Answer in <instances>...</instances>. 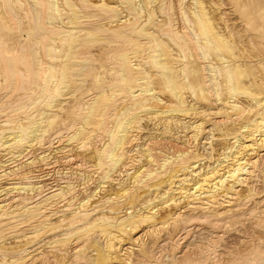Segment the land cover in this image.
Listing matches in <instances>:
<instances>
[{
    "label": "bare ground",
    "instance_id": "1",
    "mask_svg": "<svg viewBox=\"0 0 264 264\" xmlns=\"http://www.w3.org/2000/svg\"><path fill=\"white\" fill-rule=\"evenodd\" d=\"M24 1H27V0H0V4H1V7L4 8L3 11L5 12H0V61L2 65H0V67L2 66V68H0V86L2 85V81L5 83L4 84V88L2 87V89H4V93L7 92L8 94L10 93L11 89H13V84L15 83V81H17L19 84H14L15 89L17 90H13V91H19V87L20 89H23L24 91L28 92L26 89L30 88L31 86V83H33V85L35 83H37L38 85L40 84L41 81H38V80H44V84L42 86V88H40L41 84L39 85L38 88H40L38 90V92H34L35 90L32 89V86H31V89H29L31 92L30 94V91L28 93H25V96L24 97H20L19 95L21 94H17V96H19V98H21V102L19 103H23L24 104V100L25 102L27 103L26 99H34L32 105H40L41 103V107H44V108H49L50 110H52V112H54L56 107H63V106H66L68 105L71 101H69V99L71 98V96H69L68 94H66V92L70 89V92H71V88L74 87L75 89L73 90L74 92L76 90H79V88L81 89L80 85L83 84V83H86L88 80H92L90 78L87 79V75L85 76V72L86 71H93V70H89V68H91L90 66V63H89V57H86L88 55H84V56H78L77 55V48L78 46L82 43V44H89V45H92L90 50H92V47H93V44L94 46H96V43L100 42H104L103 44H105V41H107V38L104 37V35L102 33H106V35L110 34L114 39H117L119 41H121L122 43H124L127 46H131L133 49H130L132 52H130V50H127L128 48H126V50H122L121 52L118 51V53L114 54L113 52H117V50H111L113 51L112 53L114 54V61H116V64H117V67L119 68L118 70L116 69L115 72H113V74H111L110 76V81H108L110 83V85L108 86V89L109 91L110 90H116V88L118 89L121 88V89H118V92H120L119 94H117L118 96H120L121 94L125 93L126 94V97L127 96H131L132 98H128L130 100H125V98L123 99V102H121L122 100H120V103L124 104V101L128 102V101H135V100H139L141 98V100L143 98H148V99H145V103L148 104L150 103L151 104V101L153 102H157L156 104H158V106L161 104V105H164V104H167V102H165L163 99H161L159 97V95H161L160 93H156V90L154 89H139V90H135V82H136V78L137 76H135L136 74L137 75H141L142 76V73L141 74H138V72L136 73L134 68L138 65L139 68H142V67H146V65H149L151 67H155V68H160V70L158 71V75L159 76V84L162 86L164 92H168L172 98H174L176 100V103H173L175 104L171 109H157V107H152L151 105H142V102H140L141 104H139L137 101L136 102H133V103H136V104H133L131 102V104H133L134 106H128V108L126 110H123V112L121 113V115H119L120 117L125 118L124 121H121V130L119 131V135L118 136H115V133L117 132V130H114L115 129V126L114 128L110 125L112 123H110L109 125L111 126V128H113L112 130H108L106 127H108L106 124L109 122L107 121L108 119H105V118H108L109 115H111V117L114 116V114H110L108 113L109 115H107V111H105V115H103L102 118L104 119H97V117H95L97 119V121L101 122L103 120H106L107 123L104 125H101L99 123H97L99 126H95L94 125V129H96V127H105L104 129H101L102 131L104 130V132H107L106 130L109 131V143H105L103 145V147L101 149H98L99 152L98 153V157L97 160H98V164L97 168H99V171L100 172V169H101V172H102V169H104L105 167L107 168L106 172L105 170L100 174H103L101 176V179L102 181L104 180V184L109 182L110 180H112V178H114V180H119V178H115V177H112L113 174L115 172H117V170H119L118 168L121 167V186L120 187H124V182H122V178L123 177H128L130 176V174L132 175L133 174V168L134 166L137 164V162H140L141 163V160L142 158H144V156L146 155H142V153L144 152H141V155H142V158L140 156V158L138 157L139 156V153H137L136 155H138L136 159H133V155L134 153L133 152V149L136 150L135 146H137L136 144H138V142L140 141L139 139H141L140 135L141 133H143L144 131H142L143 129V126L141 127V122H139L138 120L141 119L142 121V116L143 114L142 113H146L147 114H154L155 117H153L152 115H150L151 117H153V119H157L156 117H159V116H164V117H167L168 118V122L167 124L169 123V128H170V125H173V126H178L177 128H182L184 129L183 132L185 133V131H189L188 135H187V138L190 140V141H193V142H197V140L199 138H201V136H206L208 134H211V132L213 133L214 131L213 130H216V129H212V128H215V125H212V128L208 129L205 125L208 124L209 121H212V124H216V125H220V124H224L226 123L225 119H220V120H216L215 123H214V120L217 117H212V115L214 113H211V112H206V110L204 111H201L199 109V107H196L198 106L197 104H192L191 103L189 104L187 102V100L185 99V95L183 94V89L184 87H182V85L184 86H187L189 87V89L191 90L192 93V96L193 97H190L191 98H200L202 95L201 93H204V95L206 94L205 93V87L201 84H199L198 86L194 87V84L192 82V78L194 79L196 74H197V71H195V69L192 70V67L189 69H187L188 67V64L190 63L189 62V59H188V52L190 50V41L192 43H194L195 45V52H197V55H202V59H200L197 55V57L204 61L205 63H207L208 61L211 62L212 60L210 59L211 58V51H214V52H217L219 53V60L222 62L220 64H223L224 66L220 67L219 65H215L217 60L215 61L214 60V64H208L210 66H205L203 65V68H204V75L203 76H206L205 74H212L211 76H214L213 78L209 79V80H206L207 83H205V86H206V91L207 89L209 88L208 86L214 84L217 86V94H216V97H213V99H218V102H214V103H217L219 105H223L224 107H227L231 110H233L234 112L235 111H238V113H240L241 111L240 110H243L241 109L242 106L240 105L241 103H236L235 101H230L231 99H228V101H222V97L224 96V93H220L222 91V84L219 83L218 79L222 80V78L225 80L226 82V85H227V88H228V92L232 95V98L234 99L235 96H238V95H244V96H248L252 98V100L254 101L255 103V106L253 105V107L255 108H251L252 110H247L248 108H244L245 109V112L246 110L247 111H250V113L252 111H255V109H259V112L258 110H256L258 113H257V117L255 119L250 120L252 121L251 124L249 125H246L244 126L243 128H240L242 130V133H240V135L237 137V139L235 140V143L234 144L235 146L232 147V148H225L223 149V151H225L226 153H224L222 151V155L223 158L221 161H218L217 163V158L215 157V161L217 163V165L213 166V167H210V168H206L207 170H199L198 168V162H193L191 163V157L192 155H190V152L189 151H180L182 152L181 155H182V158L181 160L179 159V162L177 163V165H174L176 163H174L175 161H171V157H167L165 158V156H163V154L161 155V157H164L166 160L165 162L161 165V169H159L160 165L158 164H154L155 162L157 163V161H160L157 159L156 155L155 154H151V162H148V161H145V158H144V163H146L148 165V167L146 169H143V171H141V173L145 174L143 176L144 179L146 178V182L144 183H147V187H152L153 188V193L154 191H157L158 190L160 191L161 189L164 190V185H167L169 186L170 188L166 191H164V193H159L158 195H155L153 196L154 198H149V200H146L142 206H136V199H138V197L135 194L134 190L133 189H128L126 188V191H124L123 189V192L122 193H119L121 195H123V199H126V201L123 200V202H126L127 203V206H129L127 208V212H126V215L121 217V218H106V215L105 216H101L100 214V217H97L95 219H93L94 217L97 216V214L101 211V208L103 207V205L105 206V204H101V205H98V206H95L94 208H91L90 205L91 204V198L96 196V193L98 192H94V194L92 195H87L86 197V200L80 202V203H77L78 201V197H75L76 193H75V190L77 189H74L73 186L71 185H66L65 183V186H62L60 184L61 181H60V184L58 183H50V177H47L49 175H45V176H41L40 174H36L37 171H35V173H32L34 171H26L27 173L29 172L30 176H25L22 174L20 177H17L19 176L20 173H23L25 172V170H28V169H31L33 168H37L39 167V165H42L43 166V162H45V160L48 159V157L51 155V152L52 150L51 149H61L60 150H57V151H54L56 154L58 153H67L70 151L71 153V150H65L67 146H69L71 143L67 144L65 148H62V146H64V143L63 142H73V143H79V144H83L82 146L84 147L85 145H89V136L91 135V133H97L96 132H91L90 135H89V131H87V129L89 130L90 128L92 129L93 127L92 126V121H88L89 119L91 120H94V116L99 112L100 109H103V103L105 102L106 98H105V93L104 92H101L99 93L98 95H95L96 96L95 98H93L92 100H90L91 102L87 105L89 107H87L88 109H86L87 111V117H86V122L88 123H91L89 124V128L85 129V127H87V124H85V127H79L77 128V130L73 131V132H67V133H57L58 135H55L54 138L57 139V138H63L64 140H57V141H54L52 142L53 144L55 143L56 145L53 146V144H50L51 145H46V139L48 138H45L47 133H49L50 129L54 126V124L58 121V119H61L60 117L63 118V116L59 115L60 117L57 119L58 117V114L57 113H52L50 114L49 112L47 111H43L41 114H40V118L37 119V121H32L30 122L28 125H26V123L24 124V119L25 116L27 115V113H23L22 116H14V117H10L9 118V115L11 114L12 116V112L6 116V118L4 120H0V151L2 152H6L5 155H8L9 156V149H13V152L14 150H17L18 152L14 153L12 156H9L7 157L6 159L2 158V156H0L2 159V161L0 162V226L2 227V230L0 232L1 236H0V264H28L30 261H39L40 259V256H41V253L44 251L43 248L44 247H47L49 248V246H55L58 245V244H61V243H65V242H68L69 240H72L70 238H72L73 236L76 235H90L91 233L94 235L95 232L97 231H100L104 234V236H106L108 238V241L111 242L109 245V251L110 252H117V250L121 249V253L119 252L120 254V257L122 256V259H124L123 257H125V260H127L129 264V262H131V256L133 253L136 254V252L134 251H139V249H144L146 247H144L145 245H147L146 243V237H150V236H153V237H157V236H161V234H167L169 233L170 229H172L173 225L175 227L180 225V223H182V226H185L187 223H183V222H186L187 219L189 217H191L192 214H196L198 212H201L203 214V216H201L200 218L204 220V222L206 223V221L208 222L207 225H210L209 223H213L215 222V228L219 229V228H222L223 224L222 222L226 221L227 219H230L232 218V223H234V220H233V217H236L238 215V205H240L239 203L241 202V198H245L246 196H241L240 194V191L241 190H237V187L239 186H248V183H249V180L251 178H249L250 175H254L252 169L254 168H257V166H260L259 165V162L260 160L259 159H255V155L258 154L259 155V151L260 150H264V100L262 97H260L259 94H256L252 91H250L248 88H246L243 83H242V77L245 76L246 72L244 70L241 69L242 66H239L235 63H233V60H235V58L233 57L234 56V45L231 44L230 42L226 41L224 39V37L220 34V32L218 31L216 25H217V21L214 20L210 13H209V10H207L206 6L204 5V0H192V4H193V11L192 13L194 14V20L192 19L191 20V16H189L187 14V10L186 11H183L184 9L181 8V7H178L179 10L181 9L182 10V14H183V20H184V25H185V32H182L180 31L176 26V28L174 27V25L171 23L172 22V17L175 15V11H174V4L172 2V0H163V1H166L162 7H161V13H162V16H166L169 18V24L168 25H165L161 28L160 32H161V36L164 37V38H168L174 45L175 47H177L179 49L178 52H180L179 54H181L179 56V58L181 57L182 60H183V63H185L183 66L184 69H182L183 71V82L179 81V75L178 73L176 72V69H175V59L172 57V55H169V54H172L171 52L169 53L168 51V48H166L164 45H167V44H164V42L160 39L161 37H157L158 35H156L153 31L154 27L156 26V20H158L156 17V12H155V9H153L152 5V0H121V2L119 1V3H122L123 5V8L126 9L125 12H127V15H125L120 9L119 7L117 6H112V5H108L106 4L104 1V3L102 2L100 5L97 4V6L94 4L92 6H96L97 8H100L102 10V13L103 14H109V16H107V18L109 17V20L107 22H109L108 24L106 25H109V24H113L114 22H121V25L119 24V27L117 29H113V27L115 26H111V28H108L103 25H97L95 29H92V28H89L88 26L87 27H83L81 24V19L84 18L86 19L85 16H83L82 12L80 11L79 8L81 7H77V5L73 2V0H63L64 3L62 2H59L60 0H29L25 3H27V6L28 4H31L30 2H32L33 4L31 5L30 9L25 8V5H24ZM82 3L86 4V5H89V0H81ZM80 1V2H81ZM161 1V0H160ZM208 1V0H207ZM214 1V0H213ZM225 1V0H224ZM233 1L234 0H231L230 2L233 4ZM237 1V0H236ZM221 1L219 0V3ZM239 2V1H238ZM17 6V8L19 7L20 9H18L17 12H14V9L13 10V7L12 5L14 6V4ZM64 4V6L66 5V7H68V12L67 13V17L71 16L67 22H65V20L63 19V12H64V9L66 10V8L64 7V9H62V7H60V4ZM116 3V2H115ZM118 3V2H117ZM138 3V4H137ZM154 3V1H153ZM160 3V2H158ZM181 4L182 1L180 2ZM208 3V2H207ZM213 3V2H212ZM218 3V2H216ZM12 4V5H11ZM61 4V5H62ZM162 4V3H161ZM211 4V3H210ZM222 4V3H221ZM244 4H245V9L243 10V18L246 20L247 22V29L250 31L251 33V36L254 37L255 39H257V41H259L260 43H264V0H260V3H257L256 0H244ZM157 5V4H156ZM155 5V6H156ZM176 5V4H175ZM214 5L216 6V4L214 3ZM230 5V4H228ZM227 5V6H228ZM218 6V5H217ZM220 6V4H219ZM226 6V5H225ZM15 7V6H14ZM158 7V6H157ZM160 7V6H159ZM184 7V4L183 6ZM236 8L234 10H242L241 9V4L237 3V6H235ZM83 8V7H82ZM156 8V7H154ZM218 8V7H217ZM220 8V7H219ZM218 8V9H219ZM224 8V6H223ZM1 9V8H0ZM21 9L22 11L24 12H21ZM216 10V11H219V10ZM221 9V8H220ZM2 10V9H1ZM19 10L20 12L23 14V15H26V17H29V20L32 18L33 21L35 22H38V23H42L41 25H44V32L43 34L45 35L47 40H51V39H48L50 37L48 36H52L54 40H51L52 43H46V40H45V44H48L47 46L45 47H42L43 49V54L45 55V60H42L39 56V51L37 52L35 49L36 47H38V45L34 47L31 46L27 49L23 48V47H20L19 49H17L16 51L13 52V54L11 55H8L6 53V49L4 50V48H8V45H7V42L5 40V37H6V34L8 32H10V29H11V25L13 27V25H15L13 28H12V33L15 31L14 28L16 27V31H17V26L19 25V27L21 25H25V23L23 21L20 20L21 17H23V19H26L24 18V16H21L19 18L20 15H18L17 13H19ZM86 10H88V7L86 8ZM98 10V9H96ZM103 10L106 12H103ZM178 10V9H177ZM231 10V9H230ZM239 10V11H240ZM16 11V10H15ZM189 11V10H188ZM66 12V11H65ZM180 12V11H179ZM233 12V11H232ZM237 11H234L233 13H235ZM190 13V12H189ZM223 13V11H222ZM225 11L223 13V15L225 16ZM229 13V11L227 12ZM238 13V12H237ZM69 14V15H68ZM143 14L146 15L147 19L142 22L143 24L142 25H139V22L140 20L143 21ZM180 14V13H179ZM219 14V13H218ZM221 14V13H220ZM192 15V14H191ZM223 15L219 16V17H223ZM229 14H227L226 17H228ZM231 15H233L231 13ZM31 16V17H30ZM33 16V17H32ZM88 16V15H86ZM92 16V15H91ZM95 16V14H94ZM98 16H102V15H98ZM104 16V15H103ZM161 16V15H160ZM176 16V15H175ZM97 17V16H96ZM181 17V16H180ZM232 17V16H231ZM231 17H228L229 19ZM241 17V16H240ZM90 18V16H89ZM161 18V17H160ZM239 18V16H238ZM35 19V20H34ZM88 19V18H87ZM96 18H93V20H95ZM167 19V18H166ZM177 19V18H176ZM221 19V18H220ZM223 19V18H222ZM222 19L220 21H222ZM28 21V19H26ZM89 20H92V19H89ZM97 20V19H96ZM97 21H100L101 18ZM174 20V18H173ZM215 23H214V21ZM232 20V19H231ZM25 21V20H24ZM31 21V20H30ZM88 21V20H87ZM85 20H83V22H87ZM165 21V20H164ZM168 21V20H166ZM165 21V22H166ZM176 21V20H175ZM229 21V20H227ZM236 21V20H234ZM23 24H20L22 23ZM26 22V21H25ZM91 22V21H90ZM89 22V23H90ZM105 22V23H107ZM183 21H181L182 23ZM224 22V20H223ZM239 22V21H238ZM32 23V22H31ZM94 23V22H93ZM98 23V22H97ZM101 23V24H102ZM219 23V22H218ZM227 23V22H225ZM229 23V22H228ZM227 23V24H228ZM234 23V22H233ZM37 23H34L33 27L36 25ZM87 24V23H85ZM175 24H177L175 22ZM183 24V23H182ZM29 25V24H27ZM39 26V24H37ZM93 25V24H92ZM181 25V24H180ZM183 25V26H184ZM244 25V23H243ZM37 26V27H38ZM91 26V25H90ZM95 26V25H93ZM234 26V25H232ZM231 26V27H232ZM40 27V26H39ZM92 27V26H91ZM221 28V26H219ZM218 27V28H219ZM236 27V26H235ZM241 27V26H239ZM116 28V26H115ZM246 28V27H245ZM20 29V28H19ZM18 29V31H19ZM38 29V28H37ZM40 29V28H39ZM38 29V30H39ZM182 29V28H181ZM232 29V28H231ZM234 29V27H233ZM246 30V29H245ZM40 31V30H39ZM221 31V30H220ZM20 32V31H19ZM222 32V31H221ZM246 32V31H245ZM29 33V32H28ZM37 33V32H36ZM39 33V32H38ZM32 34V33H31ZM40 34L42 35V31L40 32ZM84 35L82 37V35ZM249 34V33H248ZM43 35V36H44ZM232 35V34H231ZM36 37H39L38 34L35 35ZM41 36V37H43ZM234 36V35H232ZM240 36V35H239ZM48 37V38H47ZM108 37V36H106ZM144 38L146 40V42L144 41L142 44H141V41H138V40H142L140 38ZM227 37V35H226ZM225 37V38H226ZM241 37V36H240ZM110 38V37H108ZM232 38V37H231ZM241 39V38H240ZM104 40V41H103ZM234 40H239V39H234ZM20 41V40H19ZM61 42L62 44V47L60 50H58V47L56 44H58V42ZM109 41L111 40H108L107 42L109 43ZM143 41V40H142ZM248 41V40H247ZM106 42V43H107ZM113 42V41H112ZM140 42V43H139ZM240 42V41H239ZM242 42V41H241ZM240 42V43H241ZM249 42V41H248ZM23 43V42H22ZM35 43V42H34ZM41 43V42H40ZM97 43V45H98ZM107 43V45H108ZM117 43V42H116ZM247 43V42H246ZM251 43L253 44L254 42L251 41ZM11 44V43H10ZM42 44V43H41ZM100 44V43H99ZM111 44V43H110ZM113 44V43H112ZM236 45V43H234ZM238 44V43H237ZM23 45V44H21ZM241 45V44H240ZM246 45V44H245ZM24 46V45H23ZM68 47V50L64 52V47ZM80 46H83V45H80ZM80 46H79V49H80ZM88 46V45H87ZM102 46V44H101ZM103 46H106V45H103ZM111 46V45H110ZM108 46V47H110ZM115 46V44H114ZM120 46V45H119ZM193 46V45H191ZM239 46V45H238ZM243 46V45H241ZM99 47V46H97ZM113 47V46H111ZM130 47V48H131ZM240 47V46H239ZM11 48H13L11 46ZM35 48V49H34ZM40 48V47H38ZM37 48V49H38ZM88 48V49H89ZM123 48V47H121ZM238 48V47H237ZM244 48V46H243ZM246 48V47H245ZM83 49V48H82ZM95 49V48H94ZM102 49V47H101ZM106 50V48H104ZM111 49V48H110ZM113 49V48H112ZM172 49V48H171ZM258 49V48H257ZM256 49V50H257ZM10 50V48H9ZM262 50V49H261ZM80 51V50H79ZM171 51V50H170ZM240 51V50H239ZM11 52V51H10ZM64 52V53H63ZM81 52V51H80ZM105 52V51H103ZM213 52V53H214ZM245 52H246V49H245ZM60 53V56L63 55V59H61L62 61L59 60V57H58V54ZM62 53V54H61ZM108 53H111V52H108ZM139 53H144L146 55H150L149 57V60H146L144 57L143 59H139V60H135V61H138L139 64L136 63V65L134 64L133 62V59H136V58H139V57H136V55H140L142 57L141 54ZM191 53V52H190ZM243 54V52H241ZM259 53V51H258ZM87 54H90V53H87ZM92 54V53H91ZM245 54V53H244ZM248 54H251V53H248ZM260 54V53H259ZM264 53L261 54V56L263 55ZM105 55L108 56V54L106 53ZM112 54H110L111 56ZM145 55V56H146ZM178 55V54H177ZM192 55V54H191ZM253 55V54H252ZM90 56V55H89ZM94 56V55H93ZM105 56L104 58H109ZM144 56V55H143ZM192 56H195V55H192ZM195 56V57H196ZM238 56H240L238 54ZM244 56V55H243ZM246 56V55H245ZM250 56V55H249ZM148 57L146 56V58L148 59ZM236 57V56H235ZM248 57V56H247ZM264 57V56H262ZM93 58V57H92ZM180 58V59H181ZM192 58V57H191ZM198 58L196 60H198ZM241 58V57H240ZM113 60V58L110 57V60ZM145 59V60H144ZM178 59V57H177ZM211 61H210V60ZM237 59H239V57H237ZM236 59V60H237ZM243 59V57L241 58ZM56 60H59L60 63L62 64V68H60V66H58V69H59V77H60V83L59 85L57 86V88L55 90H50L49 86L53 83L54 85V81L56 78H54V73L53 71H55V66L53 65L55 63ZM195 60V59H194ZM193 60V61H194ZM235 60V61H236ZM93 61V60H92ZM105 61V60H104ZM178 61V60H177ZM248 61V60H247ZM254 61H256V59H254ZM253 61V62H254ZM260 61V60H259ZM262 61V60H261ZM96 62V61H95ZM105 62H110V61H105ZM113 62V61H112ZM195 62V61H194ZM199 62V61H198ZM201 62V61H200ZM203 62V63H204ZM251 62V61H250ZM94 63V62H93ZM177 63V62H176ZM196 63V62H195ZM218 63V62H217ZM238 63V62H237ZM246 63V62H245ZM109 64V63H108ZM107 64V65H108ZM110 64H113L114 63H110ZM197 64V63H196ZM253 64V63H251ZM94 65V64H93ZM106 65V63H105ZM180 63H178V65L176 66H179ZM192 65V63H191ZM215 65V66H214ZM246 65V64H245ZM248 65V64H247ZM134 66V68H133ZM190 66V65H189ZM195 66V65H194ZM202 66V65H200ZM199 66V67H200ZM205 66V67H204ZM256 66V65H255ZM110 67V66H108ZM112 67V66H111ZM144 67V68H145ZM148 67V66H147ZM210 68L209 70V73L207 72V68ZM95 68V67H94ZM256 68V67H255ZM262 68V67H261ZM148 69V68H147ZM152 69V68H150ZM247 69V68H246ZM146 70V69H145ZM157 70V69H156ZM178 71L180 70V68L177 69ZM252 70V69H251ZM58 71V70H57ZM105 71V70H104ZM140 71V70H139ZM148 71V70H147ZM145 71V73L147 72ZM88 72V73H89ZM103 72V71H102ZM149 73V72H148ZM148 73H146L147 75H149ZM153 73V72H152ZM259 73V72H258ZM58 74V72H57ZM56 74V75H57ZM107 74V73H106ZM253 75V74H252ZM260 75V74H259ZM56 76V77H58ZM209 76V75H208ZM255 76V74L253 75ZM151 77V75H150ZM156 77V76H155ZM181 77V76H180ZM27 78L30 80V84L29 87L27 85V87H25V85L27 83H24L26 82L25 80H27ZM149 78V77H148ZM147 78V79H148ZM152 78V77H151ZM254 78V77H253ZM87 79V81H86ZM95 80H97V78H94ZM93 79V80H94ZM208 79V77L206 78ZM262 79V78H260ZM57 80V79H56ZM146 80V79H145ZM39 83H38V82ZM86 81V82H85ZM90 81H88L90 83ZM150 81V80H149ZM256 81V80H254ZM258 81V80H257ZM28 82V80H27ZM28 82V83H29ZM56 82V81H55ZM87 82V83H88ZM107 82V81H106ZM142 82V80H141ZM145 82V81H144ZM148 82V81H147ZM156 82V81H155ZM260 82V81H259ZM25 85H24V84ZM86 83V84H87ZM100 83V82H99ZM138 83V82H137ZM157 83V82H156ZM23 84V85H22ZM94 84V83H93ZM150 84H153L151 85L152 87L154 86V83L153 81L151 80L150 81ZM264 84V83H263ZM261 84V85H263ZM56 85V83H55ZM24 86V87H22ZM37 85H34V88L36 87ZM250 86V85H249ZM11 87V89H10ZM54 87V86H53ZM84 87V86H83ZM82 87V88H83ZM87 86H85V89H86ZM89 87V86H88ZM99 87H102V86H99ZM157 87V86H156ZM208 87V88H207ZM25 88V89H24ZM36 87V89H38ZM96 88V87H95ZM155 88V87H154ZM258 88V87H257ZM264 88V87H263ZM1 89V90H2ZM104 89V88H103ZM259 89V88H258ZM0 90V91H1ZM89 90V89H88ZM12 91V92H13ZM21 91V90H20ZM40 91V92H39ZM91 91V90H89ZM101 91H104V90H101ZM159 91H161L159 89ZM157 91V92H159ZM209 91V89H208ZM264 91V90H263ZM77 92V93H76ZM75 93L76 94H79V95H82V93H80L79 91H76ZM108 92V91H107ZM111 92V91H110ZM211 93V91H209ZM262 92V91H261ZM3 93V92H2ZM1 93V94H2ZM3 93V94H4ZM15 93V92H14ZM20 93V92H19ZM33 93V94H32ZM73 93V92H71ZM73 93V94H75ZM84 93V92H83ZM92 93V92H91ZM90 93V94H91ZM114 93V92H113ZM208 93V92H207ZM2 94V95H3ZM6 94V93H5ZM4 94V95H5ZM8 94L6 96H8ZM16 94V93H15ZM27 94V95H26ZM75 94V95H76ZM89 94V92H88ZM89 94V95H90ZM163 94V93H162ZM201 95L198 97V95ZM212 94H215V92L211 93ZM220 94H223V96H221ZM14 95V94H13ZM65 95H68L66 97L68 98H64ZM72 95V94H71ZM73 95V96H75ZM79 95H77L79 97ZM115 95V97L117 96ZM203 95V96H204ZM1 96V95H0ZM9 96H11L9 94ZM8 96V98H9ZM22 96V95H21ZM92 96V97H94ZM169 96V95H167ZM187 96V95H186ZM189 96V94H188ZM191 96V95H190ZM202 96V97H203ZM207 99L209 98H212L210 95H205V97H207ZM210 96V97H209ZM226 96V95H225ZM4 97V96H3ZM2 97V98H3ZM16 97V96H15ZM15 97L13 99H15ZM76 97V96H75ZM77 97V98H78ZM84 97V96H82ZM91 97V96H90ZM17 98V97H16ZM121 98V97H120ZM167 98H170V97H167ZM226 98V97H225ZM229 98V97H227ZM72 99V98H71ZM73 99H75L73 97ZM85 99V98H84ZM118 98L116 97L115 100L113 102H115ZM189 99V98H188ZM202 99V98H201ZM6 97L4 99V102H5ZM10 100V99H9ZM16 100V99H15ZM19 100V99H17ZM68 100V102L66 101ZM110 100H113L110 99ZM144 100V99H143ZM195 100V99H194ZM197 100V99H196ZM195 100V101H196ZM205 99L203 98V100L201 101H204ZM225 100V99H223ZM227 100V99H226ZM249 100V99H248ZM251 100V101H252ZM64 101H66L67 103H65ZM74 101V100H73ZM206 101V100H205ZM1 103L3 102L0 101ZM14 102V101H13ZM12 102V103H13ZM75 102V101H74ZM84 102V100H83ZM87 102H88V99H87ZM111 103V108H112V104L114 103ZM118 103V101H116ZM207 102V101H206ZM238 102V101H237ZM18 103V102H16ZM25 103V105H26ZM141 106L140 109H138L139 111H137V106L138 104ZM171 103V105H172ZM201 103V102H200ZM11 104V103H10ZM30 104V103H29ZM66 104V105H65ZM119 104V103H118ZM153 106H154V103H152ZM169 104V103H168ZM207 104V103H206ZM216 104V107H218ZM5 106V107H0L1 109V112H2V108H5V112H7V110L9 109V107L7 108L5 104H1L0 106ZM13 105V104H12ZM17 105V104H15ZM72 105V103H71ZM81 105V104H80ZM106 105L110 106L109 104H104V106L106 107ZM117 105V104H116ZM115 105V106H116ZM160 105V107H162ZM201 105V104H200ZM8 106V105H7ZM11 106V105H9ZM21 107V104L19 105ZM35 106H33V108H35ZM39 106V107H40ZM83 106V105H82ZM80 106V107H82ZM114 106V105H113ZM168 106V105H166ZM249 106V105H248ZM247 106V107H248ZM27 107V106H25ZM37 107V106H36ZM77 107V106H76ZM75 107V109H76ZM79 107V106H78ZM103 107V108H102ZM136 109H135V108ZM201 107V106H200ZM215 107V106H214ZM251 107V106H249ZM7 108V110H6ZM24 108V105L23 107ZM21 108V109H22ZM30 110L33 109L32 107H30ZM47 108V109H48ZM64 108V107H63ZM83 108V107H82ZM111 108H107V109H111ZM156 108V109H155ZM206 108V107H205ZM221 109H223L222 111L225 112L224 108L220 107ZM12 109V107H11ZM8 110V111H11ZM16 109V108H15ZM28 109V108H26ZM25 109V110H26ZM61 109V108H60ZM80 109V108H79ZM85 109V108H84ZM106 109V108H104ZM254 109V110H253ZM14 110V108L12 109ZM20 110V109H19ZM24 110V111H25ZM46 110V109H45ZM81 111L83 109H80ZM113 110V109H111ZM137 111V112H134ZM215 110V109H214ZM217 110V109H216ZM227 110V109H226ZM4 111V109H3ZM58 111V110H57ZM61 112H63L62 110H60ZM79 111V110H78ZM117 111V110H116ZM230 111V110H229ZM15 112V111H13ZM22 112V111H21ZM35 112V110H34ZM32 112V113H34ZM37 112V111H36ZM39 112V111H38ZM66 112H69V111H66ZM84 112V111H83ZM110 112V111H109ZM114 112V111H113ZM227 112V111H226ZM226 112H225V115H226ZM244 112V111H242ZM8 113V112H7ZM17 113H18V110H17ZM20 113V112H19ZM31 113V114H32ZM82 113V112H81ZM85 113V112H84ZM101 113V112H99ZM102 113V114H104ZM218 113V114H217ZM216 114L219 115L220 113L217 112ZM229 113V112H227ZM231 113V112H230ZM229 113V115H230ZM236 114H231V115H240V114H237V112H235ZM247 113V112H246ZM246 113H242L243 114H246ZM256 113V112H255ZM3 114V113H2ZM16 114V113H15ZM30 114V113H29ZM60 114V113H59ZM68 114V113H67ZM65 114V116L67 115ZM70 114H72L70 112ZM69 114V115H70ZM78 114V113H77ZM142 114V115H141ZM1 115V114H0ZM79 115V114H78ZM145 115V114H144ZM228 115V114H227ZM230 115V116H231ZM249 115V114H248ZM252 115V114H251ZM5 116V115H3ZM34 116H38V114L34 115ZM33 116V118H34ZM71 116V115H70ZM97 116V115H96ZM149 116V115H148ZM149 116V117H150ZM244 116V115H243ZM250 116V115H249ZM248 116V117H249ZM2 117V116H1ZM27 118L29 117L28 115L26 116ZM31 117V116H30ZM29 117V118H30ZM80 118V116H77ZM76 119H79L77 118ZM85 118V115L83 116ZM101 117V115H100ZM115 117V116H114ZM118 117V116H117ZM116 117V118H117ZM118 118V121H120L121 118ZM149 117H146V119ZM178 117V118H176ZM203 121H201L202 119ZM232 117V116H231ZM237 117V116H236ZM242 118V116H239ZM245 117V116H244ZM251 117V116H250ZM11 118H14L13 120ZM22 118V119H21ZM29 118H28V121H29ZM66 118V117H65ZM110 118V117H109ZM160 119H157V123L158 121L164 122V126H162L163 128L166 127L165 125V121H163L162 119L164 118H161L159 117ZM166 118V119H167ZM220 118V117H219ZM229 118V117H227ZM238 118V117H237ZM240 118V119H241ZM1 119V118H0ZM3 119V118H2ZM31 119V118H30ZM35 119V118H34ZM70 119V118H69ZM81 119H83L81 117ZM147 119V120H148ZM165 119V120H166ZM201 119V120H200ZM233 120V123L235 124L236 122H234V120H236V118H232ZM239 119V118H238ZM237 119V120H238ZM239 119V120H240ZM247 119V117L245 118ZM27 120V119H25ZM63 120V119H62ZM61 120V121H62ZM72 120V119H71ZM85 120V119H84ZM110 120V119H109ZM112 120V119H111ZM145 120V119H143ZM152 120V119H150ZM148 120V121H150ZM227 120H230V119H227ZM238 120V121H239ZM31 121V120H30ZM81 121V120H80ZM83 121V120H82ZM154 121V120H153ZM230 121V122H232ZM237 121V122H238ZM245 120H242L241 122H243ZM23 122V123H22ZM60 122V120H59ZM77 123L78 121H73V123ZM95 122V121H94ZM104 122V121H103ZM140 123V125L138 124L137 127H141L142 129L141 130H135L134 127L137 123ZM228 122V121H227ZM28 123V122H27ZM65 123V122H64ZM147 123V122H146ZM150 125H151V121L149 122ZM156 124V122H153ZM207 123V124H205ZM232 123V124H233ZM57 124V123H56ZM67 124V123H65ZM79 124H81V122H79ZM78 124V126H79ZM96 124V122L94 123ZM144 124V123H143ZM158 124H161V123H158ZM233 124V126H234ZM238 124V123H237ZM72 125V124H70ZM84 125V124H83ZM117 125V124H116ZM149 125V126H150ZM157 125V124H156ZM211 125V124H210ZM223 125V126H224ZM230 125V124H228ZM6 126H9V127H6ZM149 126H145L146 127H149ZM152 126V125H151ZM172 126V127H173ZM221 127L220 129H218L219 131H222L224 127ZM62 127V126H61ZM72 127V126H71ZM70 127V128H71ZM154 127V125H153ZM151 127V128H153ZM155 127H158L159 126H155ZM211 127V126H210ZM69 128V127H68ZM70 128L68 131H70ZM150 128V129H151ZM161 128V126H160ZM175 127H173V129H177ZM218 128V127H216ZM230 128V127H229ZM234 127H232L233 129ZM75 129V128H74ZM171 128V130L174 132ZM231 129V128H230ZM144 130V129H143ZM149 130V129H148ZM158 130V129H157ZM164 131H161V132H158L156 134H159V135H162L161 133L165 132V128L162 129ZM167 130V128H166ZM169 130V129H168ZM177 130H180V131H176V132H181V129H177ZM216 130V131H218ZM234 130V129H233ZM232 130V131H233ZM239 130V129H238ZM55 131V130H54ZM170 131V130H169ZM167 131V132H169ZM171 131V132H172ZM215 131V132H216ZM225 131V130H223ZM57 132V131H56ZM99 132V130H98ZM101 132V131H100ZM99 132V133H100ZM148 132V131H147ZM234 132H238V131H234ZM54 132H52V135H53ZM153 133V132H151ZM166 133V132H165ZM164 133V134H165ZM175 133V132H174ZM217 133V132H216ZM215 133V134H216ZM221 133V132H220ZM226 133V132H225ZM232 133V132H231ZM62 134H65V135H62ZM102 134V133H101ZM100 134V135H101ZM106 134V133H105ZM163 134V135H164ZM169 134V133H168ZM172 134V133H170ZM94 135V134H93ZM103 135V134H102ZM149 135V134H147ZM153 135V134H152ZM174 135V134H173ZM176 135V134H175ZM180 135V134H178ZM226 135V134H225ZM140 136V137H139ZM143 136V135H142ZM157 136V135H156ZM155 136V137H156ZM167 136V134H166ZM184 136V134H183ZM185 136H186V133H185ZM212 136V135H211ZM214 136V135H213ZM218 136V135H217ZM234 137V134L232 135ZM104 137V136H103ZM139 137V138H138ZM148 137V136H147ZM152 137V136H151ZM147 139V140H150V138ZM159 137V136H158ZM157 137V138H158ZM161 137V136H160ZM165 137V136H163ZM162 137V138H163ZM173 137V136H171ZM177 137V136H176ZM180 137V136H179ZM182 137V136H181ZM207 137V136H206ZM45 138V140H44ZM53 138V140H54ZM97 138V137H96ZM208 138V137H207ZM216 138V137H215ZM221 138H224V137H221ZM168 139V138H167ZM228 139V138H227ZM43 140L45 141L43 145ZM99 140V139H98ZM139 140V141H138ZM146 140V139H145ZM152 140V139H151ZM157 140H160L159 138ZM169 140V139H168ZM205 140V139H204ZM212 140V139H211ZM214 140V139H213ZM212 140V141H213ZM224 139H222L223 141ZM166 141V140H165ZM170 141V140H169ZM172 141L174 142V140L172 139ZM177 141V140H175ZM182 141L180 140L179 138V141L178 143ZM208 141V140H207ZM206 141V143H207ZM210 141V140H209ZM218 141V140H217ZM229 142V140H227ZM95 142V141H94ZM100 142V141H99ZM158 142V141H157ZM162 142V141H161ZM184 142V141H183ZM182 142V143H183ZM196 142L194 143L195 146L196 145ZM204 142V141H203ZM215 141H213L214 143ZM219 142V141H218ZM218 142H217V145H218ZM60 143V144H59ZM140 143V142H139ZM169 143V142H168ZM192 142H190L189 144H191ZM212 143V142H211ZM222 144H224L223 142H221ZM232 143V142H231ZM94 144V143H93ZM96 144V143H95ZM144 144V143H143ZM173 143H170V146H172ZM184 144V143H183ZM188 144V143H187ZM199 144V143H198ZM209 144V142H208ZM221 144V145H222ZM72 145V144H71ZM76 145V144H75ZM98 145V143L96 144ZM141 145V144H140ZM146 145H149V144H146ZM151 145V144H150ZM153 145V144H152ZM151 145V146H152ZM156 146H158V144H155ZM154 145V146H155ZM175 145V144H173ZM181 145V144H180ZM185 145V144H184ZM201 145V144H200ZM202 145H204L202 143ZM211 145V144H210ZM213 146H217V145H214L212 144ZM230 145H233V144H230ZM40 147L41 149V153L39 155H37L36 157H34L35 155H31L30 157H28V159L26 158V156L28 154H30L32 151L31 150H27L26 148L24 149V147H28V149H34L35 147ZM73 146V145H72ZM82 146L80 145V147L82 148ZM144 146V145H143ZM155 146V147H156ZM161 146V145H160ZM168 146V145H167ZM166 146V147H167ZM177 146V145H176ZM193 146V147H195ZM219 146H220V142H219ZM224 146V145H222ZM228 146V145H227ZM75 147V146H74ZM73 147V148H74ZM86 147V146H85ZM89 147V146H88ZM98 147V146H97ZM154 147V148H155ZM164 147V146H163ZM175 147V146H174ZM187 147V146H186ZM212 147V146H211ZM226 147V145H225ZM229 147V146H228ZM87 148V147H86ZM138 148V147H137ZM153 148V147H152ZM161 148V147H160ZM184 148V146H183ZM183 148H179V149H183ZM204 148V147H203ZM206 148V147H205ZM219 148V147H217ZM142 149V147L140 148L139 146V150ZM150 149V147H149ZM158 149V148H157ZM156 149V150H157ZM163 149V148H162ZM169 149H173V148H170L168 146V150ZM175 149H178L175 147ZM175 149L173 151H175ZM207 149V148H206ZM212 149V148H211ZM9 150V151H8ZM22 150V151H21ZM35 150V149H34ZM65 150V151H64ZM152 150V149H151ZM150 150V151H151ZM204 150V149H203ZM213 150V149H212ZM220 150V148H219ZM12 151V150H11ZM84 151V150H83ZM82 151V152H83ZM138 151V149L136 150V152ZM143 151V149L141 150ZM149 151V152H150ZM196 151V150H195ZM205 151V150H204ZM214 151V150H213ZM212 151V152H213ZM8 152V153H7ZM27 152V154L25 153ZM74 152V151H73ZM85 152V151H84ZM156 152V151H154ZM158 152V151H157ZM156 152V153H157ZM166 152V151H165ZM171 152V151H169ZM169 152H167L169 154ZM199 152V151H198ZM206 152V151H205ZM211 152V151H210ZM211 152V153H212ZM215 152V151H214ZM19 153V155L17 154ZM25 153V155H24ZM130 153H131V157H130ZM148 153V152H147ZM145 153V154H147ZM162 153V152H161ZM172 155H173V152H171ZM208 153V152H207ZM210 153V154H211ZM220 153V152H218ZM218 153H215V154H218ZM11 154V153H10ZM17 154V155H15ZM85 154V153H84ZM91 154V153H90ZM149 154V153H148ZM160 154V152L158 153ZM175 154V152H174ZM177 154V153H176ZM213 154V153H212ZM246 154V155H245ZM263 154V153H262ZM261 154V155H262ZM1 155V154H0ZM167 155V154H166ZM178 157H179V154H177ZM79 156V155H78ZM86 156V155H85ZM88 156V155H87ZM202 156V155H200ZM207 156V155H206ZM216 156V155H214ZM248 156H250L248 159H246ZM253 156V157H252ZM63 157V156H62ZM64 157L68 159V157H71L70 154H64ZM73 157H74V154H73ZM80 157V156H79ZM78 158H71L73 161H76L77 163H74V164H78L77 166H84V163H85V160L83 159H79ZM135 157V156H134ZM150 156H148L147 158H149ZM175 157V155H174ZM194 157V156H193ZM192 157V158H193ZM196 157V156H195ZM194 157V158H195ZM205 157V156H204ZM211 157V155H210ZM26 158V159H24ZM51 158V157H50ZM53 158V157H52ZM177 158V157H176ZM209 158V156H208ZM212 158V157H211ZM258 158V157H257ZM133 159V160H132ZM141 159V160H139ZM205 159V158H204ZM32 160V161H30ZM92 160V159H91ZM176 160V159H175ZM199 160V159H198ZM220 160V159H219ZM29 161V162H28ZM58 161V160H57ZM72 161V162H73ZM89 161V160H88ZM87 161V162H88ZM163 161V158L162 160ZM194 161V160H192ZM207 161V160H206ZM263 161V160H262ZM68 162V161H67ZM86 162V163H87ZM205 162V161H204ZM210 162V161H209ZM48 162L46 161L45 164H47ZM54 163V161H53ZM85 163V164H86ZM138 163V164H140ZM202 163V162H201ZM12 164H15L12 166ZM44 164V165H45ZM51 164V163H50ZM68 164V163H67ZM208 164V163H207ZM49 165V164H47ZM46 165V166H47ZM145 165V164H142V166ZM155 165H158V169L156 167L155 169ZM263 165V164H262ZM11 166V167H10ZM65 166V165H64ZM142 166H136V167H139L141 168ZM202 166V165H201ZM54 167V166H53ZM79 167V168H80ZM85 167V166H84ZM92 167V166H91ZM94 167V166H93ZM94 167V168H95ZM133 167V168H132ZM200 167V166H199ZM205 167V166H204ZM263 167V166H262ZM77 167V169H79ZM144 168V167H142ZM261 168V167H259ZM43 169V168H42ZM81 169V168H80ZM82 169H84L82 167ZM88 169V168H87ZM125 169V170H124ZM199 171H198V170ZM204 169V168H203ZM262 169V168H261ZM37 170V169H35ZM41 170V169H40ZM69 170V169H67ZM74 170V169H73ZM124 170V171H123ZM138 170V169H136ZM140 170V169H139ZM256 170V169H255ZM44 171V170H43ZM91 171H95L94 169L91 170ZM118 171V172H120ZM132 173H128V172H131ZM185 171H191L192 172V175L193 177H188V175L184 176V173ZM257 173L259 170H256ZM83 172V171H81ZM125 172H127L125 174ZM263 172V170L261 171ZM31 173L33 174L31 176ZM38 173V172H37ZM49 173V172H47ZM51 173V172H50ZM94 175H96L95 173H93ZM136 174V173H135ZM260 174V173H259ZM43 175V174H42ZM52 175V174H51ZM92 175V174H91ZM124 175V176H123ZM138 175H140V173H138ZM24 176V177H23ZM53 176V175H52ZM83 176V175H82ZM90 176V174L88 175ZM97 176V175H96ZM114 176H116L114 174ZM119 176V175H118ZM116 176V177H118ZM123 176V177H122ZM264 176V175H263ZM47 177V178H46ZM132 177V176H131ZM134 177V176H133ZM141 177V178H142ZM90 178V177H89ZM140 178V179H141ZM255 178V176L253 177ZM257 178V177H256ZM53 180L52 181H55L54 179L55 178H52ZM81 179V178H80ZM100 179V180H101ZM139 179V180H140ZM144 179H141V183L143 182ZM258 179V178H257ZM58 180V179H57ZM92 180V179H90ZM109 180V181H108ZM127 180V182L125 183H128V178L125 179V181ZM262 180V179H261ZM264 180V179H263ZM64 181V180H63ZM95 181V180H94ZM120 181V180H119ZM145 181V180H144ZM259 181V180H258ZM68 182V181H67ZM80 182V181H79ZM135 182V181H134ZM133 182V183H134ZM253 182V181H252ZM255 182V181H254ZM257 182V181H256ZM118 184V182H115ZM114 183V184H115ZM132 184V182H130ZM141 183H136V184H141ZM149 183V184H148ZM70 184V182H69ZM113 184V182H112ZM130 184V185H131ZM252 184V183H251ZM256 184V183H255ZM263 184V183H262ZM97 185V184H96ZM100 185V184H99ZM129 185V183H128ZM254 185V184H253ZM252 185V186H253ZM264 185V184H263ZM89 186V185H88ZM107 185H104V186H99L101 189L103 188H106ZM117 186V185H116ZM127 186V185H126ZM125 186V187H126ZM145 188V191H146V184L143 185ZM249 186H251L249 184ZM258 186V185H256ZM96 187V186H95ZM119 187V190L121 189ZM129 187V186H127ZM132 187V186H131ZM134 187V186H133ZM255 186H253L252 188L254 189ZM259 187V186H258ZM82 188V187H81ZM88 188V187H87ZM118 188V186H117ZM135 188H136V185H135ZM139 188V187H138ZM240 188V187H239ZM243 188V187H242ZM241 188V189H242ZM261 188V187H260ZM258 189V191L262 190V189ZM99 189V188H98ZM113 189V188H112ZM111 189V190H112ZM116 189V188H115ZM140 189L141 186H140ZM166 189V188H165ZM171 189H173L171 191ZM256 189V188H255ZM87 190V189H86ZM94 190V189H93ZM106 191V189H104ZM117 190V189H116ZM148 190V188H147ZM244 190V189H243ZM246 190V189H245ZM249 190V189H248ZM251 192H252V189H250ZM250 190L248 191V193L250 192ZM257 190V189H256ZM256 190L254 193H256ZM263 190H264V187H263ZM85 191V190H84ZM83 191V194H85ZM103 191V190H102ZM140 192V190H138ZM143 191V189H142ZM257 191V192H258ZM77 192V191H76ZM91 192V191H90ZM107 192V191H106ZM120 192V191H118ZM149 192V191H148ZM101 193V192H100ZM109 193V192H108ZM156 193V192H155ZM246 193V194H248ZM254 193H251V194H254ZM260 192H258L259 194ZM264 193V191H262V193H260V195L262 196V194ZM118 194V193H117ZM117 195V196H120V195ZM250 194V195H251ZM99 195V194H98ZM249 195V194H248ZM256 195V194H255ZM102 196V195H101ZM84 197V196H83ZM97 197V196H96ZM103 197V196H102ZM250 197V196H248ZM253 199H254V196H252ZM257 197V196H256ZM259 197V196H258ZM62 199L63 201H66L67 202L63 205V206H60L56 203V201H58L59 199ZM98 198V197H97ZM101 198V197H100ZM116 197H108L107 199L104 200V203L106 202H110L111 200H114ZM118 198V197H117ZM122 198V197H121ZM264 199V198H263ZM258 200V199H256ZM63 201L61 203H63ZM93 201V200H92ZM101 201V200H100ZM115 201V200H114ZM122 201V200H121ZM255 201V200H254ZM260 201V199L258 200ZM262 201V200H261ZM260 201V202H261ZM116 202V201H115ZM119 202V201H118ZM188 202V204L185 206V207H181V204H184ZM98 203V202H97ZM117 203V202H116ZM142 203V202H141ZM252 203V202H251ZM256 203V201H255ZM262 203V202H261ZM108 204V203H107ZM122 204V202H121ZM138 204V203H137ZM110 205V204H109ZM115 205V204H113ZM179 206L180 205V209H178L176 207V210L172 213V214H167V215H170L169 218H167L165 216V219L163 220H158V217H160V214L162 212H164L163 210L165 208H168V207H171V206ZM243 206V204H241ZM183 206V205H182ZM248 206V205H247ZM261 206H264V204L262 203ZM260 206V207H261ZM212 207H216L217 210L214 212V213H211L212 212ZM240 208V207H239ZM243 208V207H241ZM246 208V207H245ZM258 208V206H257ZM122 209H125V208H122ZM249 209V207H248ZM251 209V207H250ZM250 209H249V212H250ZM261 210V208H258ZM264 209V208H263ZM215 210V209H214ZM213 210V211H214ZM253 211L251 212H254L252 215L254 216L255 214H258V213H255L254 209H251ZM111 212L113 210H110ZM102 212V211H101ZM115 212V211H113ZM242 212V211H241ZM240 212V213H241ZM248 212V211H247ZM250 212V213H251ZM259 212V211H257ZM261 212V211H260ZM262 212H264V210H262ZM258 214V215H262L263 214ZM120 213V212H119ZM166 213V212H165ZM164 213V215H165ZM247 214V213H246ZM113 215V214H112ZM116 216V214H114ZM121 215V214H120ZM210 215V216H209ZM243 215V214H241ZM240 216V215H239ZM238 216V217H239ZM253 216H250V217H253ZM261 216V217H262ZM108 217V216H107ZM117 217V216H116ZM120 217V216H119ZM243 217V216H240V218ZM245 217V216H244ZM163 218V217H161ZM167 218V219H166ZM247 218V216L245 217ZM249 218V217H248ZM257 218H259L257 216ZM112 219V220H111ZM242 219V218H241ZM239 219V220H241ZM59 220V221H57ZM201 220V221H203ZM211 220V221H210ZM236 220H237V217H236ZM244 220V219H243ZM241 220V221H243ZM253 220V219H252ZM256 220V218L254 219ZM258 220V219H257ZM262 220V218H261ZM192 221V220H191ZM231 221V219H230ZM240 221V222H241ZM245 221V220H244ZM250 221V220H249ZM195 222V221H193ZM193 222H191L190 224H192ZM200 222V221H199ZM236 222V221H235ZM247 222H248V219H247ZM246 222V223H247ZM263 222V220H262ZM260 222L262 225L259 224V227L263 226L264 227V224ZM144 223H150V227L147 228V230L145 231L144 229V232L143 234H141L140 236L138 237H135L136 234H138L140 231H136V229L138 228L139 229V226L140 224L142 226H145L146 224ZM203 224V225H206V224ZM226 223V222H225ZM229 223V221H228ZM258 223V222H257ZM144 224V225H143ZM185 224V225H183ZM195 224V223H194ZM197 224V223H196ZM200 224V223H199ZM231 224V222H230ZM235 224V223H234ZM237 224V222H236ZM254 224V223H253ZM64 225H69L67 226L70 227V226H74V228H77L79 229L78 232H73L75 234L72 235V232L70 230H67L68 233H62L64 235L63 238H59V234H58V237L57 239L55 238L54 241L52 240H45L47 242H45L43 245L42 244H37V245H41V246H38L37 248H34V247H31L30 250L28 249H24V250H21L18 252H16L15 254H17L16 256H12L8 259V248H4L6 245V243L3 244V246L1 245L4 241H6V239L4 240V236L3 233L4 232H8L7 234L11 233V234H14L13 237H16L17 239L18 238H24V241L27 239V241H30L32 240L33 242L37 241L38 240V236L43 234V232H45L47 230V232H51L49 235H53V232L55 230H57L58 228H62L63 229V226ZM193 225V224H192ZM206 225V226H207ZM238 225H242V223L238 224ZM249 225V224H248ZM81 226V227H80ZM148 226V225H147ZM146 226V227H147ZM172 226V227H170ZM191 226V225H189ZM244 225H242L243 227ZM256 226V225H254ZM258 226V224H257ZM173 227V230H176L175 228ZM180 227V226H179ZM178 227V229H179ZM192 227V226H191ZM195 227V226H193ZM198 227V225H197ZM195 227V228H191L192 231L193 229L195 230H202L203 229H200L201 226H199V229ZM245 227V226H244ZM252 227V226H251ZM73 228V227H72ZM70 228V229H72ZM182 228V227H181ZM202 228V227H201ZM246 228V227H245ZM255 228V227H254ZM59 229V231H60ZM66 229V228H64ZM76 229V230H77ZM130 229H132V232H130ZM169 229V230H168ZM191 229L189 231H191ZM239 229V228H238ZM244 229V228H243ZM74 230V229H73ZM141 231L142 230V227L140 228ZM172 230V231H173ZM185 230V229H184ZM182 229V231H184ZM240 230V229H239ZM70 231V232H69ZM166 231H169V232H166ZM191 231V232H192ZM232 231V230H231ZM253 231V229H252ZM46 232V233H47ZM134 232V233H133ZM166 232V233H164ZM199 232V233H201ZM227 232V231H226ZM250 232V231H249ZM248 232V233H249ZM16 233V234H15ZM98 233V232H97ZM100 233V234H102ZM172 233V232H171ZM193 233V232H192ZM197 233V231H196ZM203 233V232H202ZM232 233V232H231ZM246 233H247V230H246ZM56 234V233H54ZM61 234V233H60ZM91 234V235H92ZM100 234H97V236ZM106 234V235H105ZM173 234V233H172ZM178 234V232H177ZM183 235H181L182 240L181 241L182 243H185L188 242L187 239H189V235H190V232H184L182 233ZM198 234V233H197ZM205 236L207 233H205ZM225 235V233H223ZM223 234H220V235H223ZM228 234V233H227ZM234 234V233H233ZM232 234V235H233ZM242 234V233H241ZM48 235V236H49ZM90 235V237H91ZM92 235V236H93ZM171 235V234H169ZM209 235V234H208ZM217 235V234H215ZM252 235V234H251ZM255 235V234H254ZM8 236V235H7ZM11 235H9L8 237L10 238ZM44 236V235H43ZM42 236V237H43ZM78 236V237H79ZM96 236V235H95ZM103 236V235H102ZM129 236V237H128ZM163 236V235H162ZM168 236V235H167ZM176 236V235H175ZM174 236V237H175ZM201 236V234H200ZM204 236V237H205ZM227 235H225L224 237H226ZM12 237V238H13ZM41 237V236H40ZM52 237V236H50ZM56 237V236H55ZM82 237V236H81ZM80 237V238H81ZM87 237V236H86ZM89 237V236H88ZM166 237V235L164 236ZM169 237V236H168ZM178 237V235H177ZM218 239H221L222 236H216ZM215 237V238H216ZM228 237V236H227ZM249 237V235L247 236ZM252 237V236H251ZM7 238V237H6ZM180 238V237H179ZM201 238V237H199ZM14 239V238H13ZM15 239V241L17 240ZM30 239V240H28ZM48 239V238H47ZM75 239V238H74ZM96 239V238H95ZM100 239V238H99ZM98 239V240H99ZM127 239L129 240H132V242L130 241H127ZM152 241L151 242H155L157 243L156 241H153V238H151ZM172 239V237H171ZM176 239V238H175ZM213 239V237H212ZM234 239V238H233ZM262 239V237L260 238ZM21 239L17 240L19 243ZM43 240V239H42ZM85 240V239H84ZM148 240V239H147ZM150 240V239H149ZM148 240V241H149ZM159 240H163L162 237L159 238ZM158 240V241H159ZM169 240V239H168ZM215 240V239H214ZM217 240V239H216ZM241 240V239H239ZM9 241V239H8ZM13 241V242H15ZM23 239L21 240V243L24 244V242H22ZM92 241V240H91ZM103 241V240H102ZM190 241V240H189ZM218 241V240H217ZM264 241V239H262V242ZM12 242V243H13ZM40 242V240L38 241ZM42 242V241H41ZM82 242V241H81ZM87 242V241H86ZM85 242V243H86ZM89 242V241H88ZM161 242V241H159ZM158 242V243H159ZM166 242V241H165ZM164 242V243H165ZM176 242V240H175ZM216 242V241H215ZM219 242V241H218ZM245 242V243H244ZM243 244H246L248 245L247 241H244ZM260 242V243H262ZM10 243V242H9ZM29 243V242H27ZM26 243V244H27ZM79 243V242H78ZM154 243V244H155ZM157 243V244H158ZM173 243V241H172ZM171 243V244H172ZM178 243V241H177ZM189 243V242H188ZM209 243V242H208ZM212 243V242H210ZM217 243V242H216ZM220 243V242H219ZM218 243V244H219ZM223 243V241L221 242ZM16 244V243H14ZM32 244V243H31ZM36 244V243H35ZM34 244V245H35ZM67 244V243H66ZM65 244V245H66ZM100 244V243H99ZM105 244V243H104ZM151 244L150 241L148 243V245ZM179 244V243H178ZM203 244V243H201ZM7 245H9L7 243ZM19 245V244H18ZM16 245V246H18ZM30 245V244H29ZM36 245V246H37ZM62 245V244H61ZM78 245V244H77ZM83 245V244H82ZM107 247H108V244H106ZM166 245V244H165ZM174 245V243H173ZM190 245V244H189ZM198 245V244H197ZM215 245V243L213 244ZM217 245V244H216ZM15 245H13L12 247V244H11V247L14 248ZM35 246V247H36ZM103 246V245H102ZM105 246V245H104ZM136 246V247H135ZM200 246V245H199ZM211 246V245H209ZM208 246V247H209ZM8 247V246H6ZM10 247V248H11ZM24 247V246H23ZM62 247V246H60ZM74 247V245H73ZM72 247V248H73ZM178 247V246H177ZM181 247V246H180ZM179 247V248H180ZM197 248H199L198 246H196ZM204 247V246H203ZM207 247V246H206ZM213 247V246H212ZM230 247V246H229ZM234 247V246H233ZM236 247V246H235ZM247 247V246H245ZM252 247V246H251ZM255 247V246H254ZM261 247V246H260ZM263 247V246H262ZM11 248V249H12ZM17 248V247H16ZM19 248V247H18ZM41 248H42V252H41ZM52 248V247H51ZM58 248V247H57ZM56 248V249H57ZM68 248H70L68 246ZM103 249L105 247H102ZM148 248V247H147ZM152 248V247H151ZM163 248V246H162ZM171 248V247H170ZM187 248V247H186ZM201 248V247H200ZM199 248V250H200ZM226 248V247H225ZM231 248V247H230ZM264 248V247H263ZM22 249V248H21ZM46 250V248H44ZM60 249H63V248H60ZM107 249V248H106ZM149 249V248H148ZM178 249V248H177ZM176 248L175 249H172V250H177ZM190 249V248H188ZM195 250V248H193ZM207 249V248H205ZM210 249V248H209ZM206 250L204 252H207L209 251ZM214 249H215V246H214ZM233 249V248H232ZM245 249V248H244ZM49 250V249H48ZM53 250V249H52ZM52 250H49V251H52ZM59 250V248H58ZM57 250V253H62V252H58ZM65 252H67L66 248H64ZM73 250H76V249H73ZM108 250V249H107ZM145 250V249H144ZM147 250V249H146ZM179 250V249H178ZM197 250V251H199ZM203 250V249H202ZM212 250V249H210ZM238 250V249H236ZM251 250V249H250ZM17 251V250H16ZM70 250H68L69 252ZM78 254L79 252V255L81 253L82 250H79L77 249L76 250ZM84 251V250H83ZM106 251V250H105ZM148 251V250H147ZM150 251V250H149ZM148 251V252H149ZM188 251V250H187ZM212 251H215V250H212ZM234 251V250H233ZM255 251V250H254ZM259 251L261 250H258V252L256 251V253L254 254H257L259 253ZM47 252V251H46ZM45 252V253H46ZM56 252V250L54 251ZM101 252V251H100ZM141 252V251H140ZM146 252V251H145ZM161 252V251H160ZM178 252V251H176ZM175 252V253H176ZM200 252H203V251H200ZM216 252V251H215ZM238 252V251H237ZM44 253V252H43ZM71 253V252H69ZM68 253V254H69ZM74 253V252H73ZM74 253V255H75ZM83 253V252H82ZM85 253V251H84ZM83 253V254H84ZM143 253V252H141ZM141 253L139 254L141 256V258L143 257L141 255ZM174 252L172 251V254L170 255H174L173 254ZM195 253V252H194ZM214 253V252H213ZM212 252L209 253V254H213ZM218 253V252H216ZM214 253V254H216ZM228 253V252H227ZM251 253V252H250ZM13 254V255H15ZM47 254V253H46ZM62 254H65L64 252ZM67 254V255H68ZM109 254V253H108ZM116 255V253H113ZM112 254V255H113ZM135 254H133V258L134 257H137L138 256V252H137V255L135 256ZM147 254V253H146ZM166 254V253H165ZM163 253V255H165ZM168 254V253H167ZM200 254V253H199ZM198 254V255H199ZM202 254V253H201ZM208 254V252H207ZM203 255L204 257L207 255ZM219 254V253H218ZM225 254V256H227L228 258H233L235 253L233 252L232 253V250L229 251L228 254H233L232 257L229 255H226V253H223ZM246 254L249 255V253L247 252ZM45 255V254H43ZM42 255V257H43ZM51 255V253H50ZM53 255V254H52ZM97 255L99 256L100 254L97 253ZM97 255H95L97 257ZM103 255H107V253L103 254ZM114 255V256H115ZM118 255V253H117ZM148 255V254H147ZM153 255V254H152ZM161 255V254H160ZM187 255L189 256L190 254H188L186 251H179L177 255H174L173 258L176 259V258H179L181 260L178 261V263H174V264H197V263H194L196 261H194L196 259V257L192 256V258H189L187 257ZM196 255V254H195ZM197 255V257H198ZM222 255V254H221ZM219 255V256H221ZM238 256L241 255V254H237ZM259 255V254H258ZM257 255V256H258ZM47 256V255H46ZM59 256V254H58ZM78 256V255H77ZM113 256V257H114ZM210 256V255H209ZM217 256V254H216ZM224 256V255H223ZM221 256V258L223 257ZM236 256V257H238ZM247 256V255H246ZM255 257V255H253ZM262 256V255H260ZM258 256V257H260ZM45 257V256H44ZM92 257V256H91ZM110 258V255L108 256ZM117 257V256H116ZM139 257V256H138ZM149 257V256H148ZM152 257V256H151ZM172 257V256H171ZM171 257L168 259L169 261H171ZM200 257V256H199ZM204 257H201L199 259H202ZM207 257V256H206ZM215 257V256H214ZM236 257L233 258L232 261H235ZM249 257V256H248ZM246 257V259L248 258ZM253 257V258H254ZM95 257H93L92 260H95V261H98L96 259H94ZM112 258V257H111ZM118 258V257H117ZM116 258V259H117ZM139 258V259H141ZM144 258V257H143ZM187 258H189L190 260H188ZM216 258V257H215ZM220 258V257H218ZM216 258V259H218ZM225 258V257H224ZM261 258V257H260ZM44 259V258H43ZM50 260V258H48ZM47 259V260H48ZM52 259V258H51ZM99 259V258H98ZM115 259V258H114ZM112 259V260H114ZM119 260H122L120 258H118ZM163 259V258H162ZM192 259H194L193 261L194 262H190ZM226 259V258H225ZM235 259V260H234ZM238 259V258H237ZM240 261H244L241 259V256L239 257ZM239 259L237 261H239ZM244 259V258H243ZM249 259V258H248ZM255 259V258H254ZM259 259V258H258ZM256 259V260H258ZM45 260V259H44ZM43 260V261H44ZM46 260V261H47ZM57 260V259H54V261ZM62 260V259H61ZM108 260V259H107ZM106 260V261H107ZM110 260V259H109ZM111 260V261H112ZM117 260V261H119ZM124 260V261H125ZM144 260V259H143ZM177 260V259H176ZM198 260V259H197ZM210 260V261H208ZM223 261V259H221ZM262 260L260 262L263 263L264 262V256L262 257ZM51 261V260H50ZM53 261V260H52ZM78 261V260H76ZM123 261V262H124ZM136 261V260H135ZM134 261V262H135ZM140 261V260H139ZM174 261V260H173ZM203 261V260H201ZM201 261L198 260V262L201 263ZM205 261V260H204ZM216 260H212L211 258L208 257L207 261L208 264L209 262H213ZM220 261V260H219ZM221 261L222 264H224L223 262ZM248 262H253L251 261L250 259L247 260ZM245 261V262H247ZM48 262V261H47ZM47 262L45 264H47ZM69 262V261H68ZM78 262H81V261H78ZM99 262V261H98ZM96 263L94 262L95 264H103L102 261H100V263ZM105 262V261H104ZM108 262V261H107ZM107 262H105L106 264H108ZM114 262V261H113ZM119 262H122V261H119ZM175 262V261H174ZM214 262V263H215ZM225 262L227 263V261L225 260ZM249 262V263H250ZM256 262V261H255ZM255 262L253 263H250V264H256ZM58 263V262H57ZM64 263V262H63ZM83 263H85L83 261ZM139 263V262H138ZM155 263V262H154ZM160 261L157 263L159 264ZM170 263V262H169ZM173 262H171L172 264ZM205 263V262H204ZM203 263V264H204ZM220 262H217L215 264H218ZM220 263V264H221ZM230 264H232V262H229ZM228 263V264H229ZM234 263H244V262H234ZM233 263V264H234ZM32 264V263H31ZM41 264V263H40ZM43 264V263H42ZM69 264V263H68ZM115 264H118V263H115ZM132 264V263H131ZM213 264V263H212ZM248 264V263H246ZM259 264V262L257 263Z\"/></svg>",
    "mask_w": 264,
    "mask_h": 264
},
{
    "label": "rangeland",
    "instance_id": "2",
    "mask_svg": "<svg viewBox=\"0 0 264 264\" xmlns=\"http://www.w3.org/2000/svg\"><path fill=\"white\" fill-rule=\"evenodd\" d=\"M27 1H29V0H27ZM27 1H24V5H25V8H26V6H27V3H29V2H27ZM63 0H60L59 2H62ZM81 0H75V2H74V0H73V2L77 5V7L79 8V7H81V8H79L80 9V11L82 12V14H83V16H85L86 17V19H84V18H82L81 20V23H83V24H81L83 27H89V28H92V29H95L96 28V26L97 25H103L104 26V24H105V26L106 27H108V28H111V26L113 27L114 25L116 26V28H115V26L113 27V29H117L118 27H119V24L121 25V22H114L113 24H109V25H106V24H108L109 22H107L108 20H109V17L107 18V16H109V14L107 13V14H103L102 13V10L100 9V8H97L96 6H97V4L98 5H100L103 1L106 3V4H108V5H112V6H117V7H119V9L125 14V15H127V12H125L126 11V9L125 8H123V5H122V3H119V1L121 2V0H89V4H90V6L89 5H86V4H84V3H82V1L80 2ZM102 1V2H101ZM153 1H154V3H153ZM182 1V3L184 4V7H182L183 6V4H181L180 2ZM221 2L219 3V0H204V5L206 6V8H207V10H209V13H210V15H211V17L214 19V20H216L217 22V25H216V27H217V29H218V31L220 32V34L224 37V39L226 40V41H228V42H230L231 44H233L234 45V58H235V60L237 59V57H239V59H237L236 61L234 60V59H232L233 60V63H235V64H237V65H239V66H242L241 67V69L242 70H244L245 72H246V74H245V76H243L242 77V83H243V85L246 87V88H248L250 91H252V92H254V93H256V94H259L260 95V97H262L263 98V100H264V57H262V56H264V54L261 56V54L262 53H264V43H260L259 41H257V39H255L254 37H252L251 36V33H250V31L247 29V22H246V20L243 18L244 16H243V10L245 9V4H244V0H234L233 1V4L230 2L231 0H220ZM239 1V2H238ZM25 2H27V3H25ZM103 2V3H104ZM116 2V3H115ZM118 2V3H117ZM158 2H160V3H158ZM166 1H163V0H152V4H154V5H152V7H153V9H155V12H156V14H158V15H156V17H158L157 19L158 20H156L157 22H156V26L154 27V29H153V31L154 32H156L155 34L156 35H158L157 37H161L160 39L164 42V44H167V45H164L166 48H168V51H169V53L171 52L172 54H169V55H172V57L175 59V69H176V72L178 73V75H179V81H181V82H183V70L182 69H184V67L185 66H183L185 63H183V60H182V58L180 59L179 58V56L181 55V54H179L180 52H178L179 51V49L177 48V47H175V45L168 39V38H164V37H162L161 36V32H160V30H161V28L163 27V26H165V25H168L169 24V18L168 17H166V16H162V13H161V7H162V5L165 3ZM172 2H173V4H174V11H175V15L172 17V24L174 25V27L176 26L180 31H182V30H184V31H182V32H185L186 30L184 29L185 28V25H184V20H183V14H182V10L180 9L179 10V8L178 7H181V8H185L183 11H186L187 9L189 10H187L186 12H187V14L189 15V16H191L190 18H191V20L193 19L194 20V14L192 13V9H193V2H192V0H172ZM208 2V3H207ZM213 2V3H212ZM216 2H218V3H216ZM256 2L257 3H260V0H256ZM31 4H28V6H27V8L28 9H30V7H31V5L33 4L32 2H30ZM62 3H64V1L62 2ZM61 3V4H62ZM162 3V4H161ZM211 3V4H210ZM214 3L216 4V6L214 5ZM222 3V4H221ZM237 3H239V4H241V9L242 10H234L236 7L235 6H237ZM14 4V3H13ZM60 4V7H62V9H64V7L66 8V10L64 9V14H63V19L65 20V22H67L68 21V19L71 17V16H69V17H67V13H69L68 11V7H66V5L64 6V4H62L61 5ZM96 5L95 7L94 6H92V5ZM138 4V3H137ZM157 4V5H156ZM176 4V5H175ZM219 4H220V6H219ZM228 4H230V5H228ZM12 5V4H11ZM156 5V6H155ZM218 5V6H217ZM226 5V6H225ZM228 5V6H227ZM15 6V7H14ZM14 6L12 5V7H13V10H14V12H17L18 11V9H20L19 7L17 8V6L14 4ZM30 6V7H29ZM158 6V7H157ZM160 6V7H159ZM223 6H224V8H223ZM83 7V8H82ZM88 7V10H86V8ZM154 7H156V8H154ZM219 9H218V8ZM0 8L2 9H0V12H5V11H3L4 10V8L3 7H1V4H0ZM96 9H98V10H96ZM178 9V10H177ZM219 10V11H216V10ZM231 9V10H230ZM66 11V12H65ZM180 11V12H179ZM222 11H223V13H224V11L226 12L225 13V16H227V14H229L228 15V17H231L230 19L228 18V17H226L225 18V16L223 15V13H222ZM229 11V13H227ZM234 11H237V12H235V13H233ZM242 11V12H241ZM21 12H23L22 11V9H21ZM20 12V10H19V13H17L18 15H20L19 16V18L21 17V16H24V18H26V19H28V21L26 20V19H23V17H21L20 18V20L21 21H23L24 23H25V25L23 24V22L22 23H20V24H23V25H21L20 27H19V25L17 26V28L19 29V31H18V29H17V31H16V27L14 28V32L12 33V28L15 26V25H13V27H12V25H11V29H10V32H8L7 34H6V37H5V40H6V42H7V45H8V48H4V50L6 49V53L8 54V55H11V54H13V52L14 51H16L17 49H19L20 47H23V48H25V49H27V48H29V47H33V45H34V47H35V45L37 44L38 45V47H40V48H38V47H36V51L38 52L39 51V54H40V58L42 59V60H45L46 61V59H45V55L43 54V48L42 47H45V46H47L48 44H45V40H46V43L48 42V43H52V41L51 40H54L53 39V37L50 35V36H48V37H50V38H48V39H51L50 41L49 40H47V39H45L44 40V38H46L45 37V35L43 34V30H44V25H41L40 23H38V22H35V21H33L32 20V18L29 20V17H26V15H23L22 13ZM103 12H105L104 10H103ZM190 12V13H189ZM24 13V12H23ZM106 13V12H105ZM180 13V14H179ZM219 13V14H218ZM221 13V14H220ZM231 13L233 14V15H231ZM94 14H95V16H94ZM192 14V15H191ZM69 15V14H68ZM86 15H88V16H86ZM92 15V16H91ZM98 15H102L101 17L100 16H98ZM104 15V16H103ZM161 15V16H160ZM221 15H223V17H219V16H221ZM89 16H90V18H89ZM97 16V17H96ZM143 16V21L142 20H140V22H139V25H142L143 23L142 22H144L146 19H147V17H146V15L145 14H143L142 15ZM181 16V17H180ZM238 16H239V18H238ZM241 16V17H240ZM31 17V16H30ZM33 17V16H32ZM161 17V18H160ZM88 18V19H87ZM93 18H96L97 20H99L100 18H101V20L100 21H97L96 19V21L98 22H95V20H93ZM167 18V19H166ZM173 18H174V20H173ZM177 18V19H176ZM222 19V21H220L221 19ZM89 19H92V20H89ZM108 19V20H107ZM232 19V20H231ZM26 22H25V21ZM67 20V21H66ZM83 20H85V21H87V22H83ZM166 20H168V21H165ZM176 20V21H175ZM213 20V21H214ZM223 20H224V22H223ZM227 20H229V21H227ZM234 20H236V21H234ZM91 21V22H90ZM110 21V20H109ZM181 21H183L182 23H181ZM239 21V22H238ZM32 22V23H31ZM90 22V23H89ZM94 22V23H93ZM104 24H103V23ZM105 22H107V23H105ZM175 22L177 23V24H175ZM219 22V23H218ZM225 22H229L228 24L227 23H225ZM234 22V23H233ZM34 23H37V24H39V26L36 24L34 27H33V25H34ZM85 23H87V24H85ZM102 23V24H101ZM214 23H215V21H214ZM215 23V24H216ZM243 23H244V25H243ZM27 24H29V25H27ZM95 25V26H93V25ZM181 24V25H180ZM92 27H91V26ZM184 25V26H183ZM232 25H234V26H232ZM38 26V27H37ZM219 26H221V28L219 27ZM232 26V27H231ZM236 26V27H235ZM239 26H241V27H239ZM175 27V28H176ZM219 27V28H218ZM233 27H234V29H233ZM246 27V28H245ZM40 30H38V29ZM182 28V29H181ZM232 28V29H231ZM246 29V30H245ZM222 32H221V31ZM42 31V35L40 34V32ZM246 31V32H245ZM29 32V33H28ZM37 32V33H36ZM39 32V33H38ZM32 33V34H31ZM249 33V34H248ZM38 34V36L39 37H36L35 35H37ZM103 35H104V37L105 38H107V41L108 40H111V41H109V43L107 42V41H105V44H103L104 42H102L101 43V41L98 43V45H97V43H96V46H94V44H93V47H92V50H90L91 48H89V47H91L92 45H89V44H87V45H85V44H80V45H83V46H80V49H79V46H78V50H77V55L78 56H84V55H88V56H86V57H89L90 59H89V63H90V66H91V68H89L88 67V69L90 70H93V69H95V70H93V71H86L85 72V76H86V74H88L86 77H87V79L88 78H90V79H92L91 81L90 80H88V81H90V83L87 81V79H86V81L88 82H86V83H83V84H81L80 85V87H81V89L79 88V90H76V91H79L80 93H82V95H79V94H76L73 90L75 89L74 87H72L71 89V92H73V93H75V94H73V93H71L70 92V89L66 92V94H70L69 96H71V98L68 96V95H65L64 96V98H70L69 99V101H71L68 105H66V106H63V107H56L55 109H57V110H55L54 112H52V110H50L48 107V109L47 108H44V107H46V106H44V107H41L42 105H41V103H40V107L38 106V105H32V103L34 102L33 100L34 99H31V100H29V99H26V101H27V103L25 102V100H24V104L23 103H19V102H21V98L22 97H24L25 96V93H28L30 90L29 89H31V86L33 85V83H31V86H30V88H28V89H26L28 92H26V91H24L23 89H20V87H21V85H20V87H19V91H13V90H17L18 88V86H17V84H19L17 81H15V83L14 84H16V86L17 87H15V85L13 84V89H11V87H10V89H11V91H10V95L11 96H9V94L7 93V92H5L4 93V89H2V87L4 86V84L3 83H5V81L3 82H1L2 83V85L0 86V101H2L3 100V104H7L6 105V107L8 108L9 107V109L8 110H10L11 109V107H12V109L14 108V110H12L11 109V111H8L7 110V108H6V110H7V112H5V108H2V112H1V109H0V120H4L5 118H6V116H8L11 112H12V116H11V114L9 115V118L10 117H14V116H22L23 115V113H27V115L31 118H29V121H28V118L25 116V118H23L24 119V124L26 123V125H28L30 122H32V121H37V119L38 118H40L41 116H40V114L43 112V111H47V112H49L50 114H52V113H57L58 114V117H57V119L62 115L63 116V118L62 117H60L61 119H58V121L54 124V126L50 129V131H49V133L50 134H48L47 133V135H46V137L45 138H47L46 140H45V138H44V140L46 141H44L43 140V145H45L44 144V142L46 143V145H51V144H53L52 142H54V141H57V140H64L63 138H57V139H55L56 138V136L55 135H58L57 133H67V132H73V131H75V130H77V128H79V127H85V124H87V127H85V129H87V128H89L90 126H89V124H91V123H88V122H86V117H87V111H86V109H88L87 107H89V106H87L91 101L90 100H92L93 98H95L96 96H94L95 94L96 95H98L99 93H101V92H104L105 93V98H106V100H105V102L103 103V107L104 108H106V109H104L103 107V109H100L99 110V112H101V113H97L93 118H94V120H91V119H89L88 121L90 122V121H92L93 123H92V126L91 127H93L92 129L90 128L89 130L87 129V131H89V135H90V133L91 132H96L97 131V133L95 134V133H91V135L89 136V141H91V142H89V145L87 144V145H85L84 147L82 146L83 144H79V143H73V142H63L64 143V146H62V148H65L66 147V145L67 144H69V143H71L69 146H67L66 147V149L65 150H71V153H70V151L69 152H67V153H64L65 155L66 154H70L71 155V157H68V159L67 158H65L64 157V154L63 153H58V154H56L54 151H57V150H60L61 149V147H60V149H51L52 150V152H51V155L48 157V159L47 160H45V162H43V166L42 165H39V167H37V168H34V170H33V168H31V169H28V170H25V172H23V173H20L19 174V176H17V177H20L22 174L25 176V174H26V176H30V174H29V172L30 171H34V172H32V173H35V171H37L36 172V174H40L41 176H45V175H49V176H47V177H50L49 179L51 180L50 181V183H52L53 182V184L54 183H59L60 184V181H61V183L62 184H60V185H62V186H65V183H66V185H71V186H73V188L74 189H76V187H77V189L75 190V193H76V195H75V197H78V201H77V203H80V202H82V201H84V200H86V197H87V195L89 196V195H92V194H94L95 195V193L96 192H98V193H96V196L98 197H96V196H94V197H92L91 199L93 200H91V204L92 205H90L91 206V208H94L95 206H98V205H101V204H105V206L103 205V207L101 208V211L97 214V216L96 217H94L93 219H95V218H97V217H100V214H101V216H105L106 215V218H121V217H123V216H125L126 215V210H127V208L129 207V206H127V201H126V199H123V198H125V197H123V195H121V194H119V193H122L123 192V189H124V191H126V188H127V190L128 189H135L134 190V192H135V194L134 195H136L137 197H138V199H136V206H142V204L146 201V200H149V198L151 199V198H154L153 196H155V195H158L159 193H164V191H166V190H168L170 187L169 186H167V185H164V190L163 189H161L160 191L158 190V192L157 191H154V193H153V188L152 187H147V186H149V185H147V183H144V182H146V178L144 179L143 177H145V176H143V175H145V174H143V173H141V171H143V169H146L147 167H148V165H149V163H148V165L146 164V163H144L145 161H148V162H151V154L153 153V154H157L156 155V157H157V159L158 160H162V158H163V161H157V163L155 162L154 164H158V165H160L159 167H158V165H155V169H156V167H157V169L159 168V169H161V165L165 162V158H169V157H171L170 159H171V161L173 162V161H175L174 163H176V164H174V165H177V163L179 162V159L181 160V158H182V155H181V153L182 152H180V151H184L185 150V152L186 151H189L190 152V155H192V156H190L191 157V163H193V162H198V168H199V170H207L208 168H210V167H213V166H215V165H217V163H218V161H221L224 157H223V155H224V153H226L225 151H226V149L227 148H232V147H234L235 145L234 144H236L235 143V140L237 139V137L240 135V133H242V130L240 129V128H243L244 126H246V125H249V124H251L252 123V121H253V119H255L256 117H257V113L259 112V109H255V111H252L251 113H250V111L252 110L251 108H255V107H253V105L255 106V103H254V101L252 100V98L251 97H249L248 98V96H244V95H238V96H235V98L233 99L232 98V95L228 92V88H227V85H226V82H225V80L222 78V80L220 79H218V81H219V83L220 84H222V91L220 92V93H224V96H223V94H220L221 96H223L221 99H222V101L224 102V101H228V99H231L230 101H235L236 103H241L240 105L242 106V108L241 109H243V110H240L239 109V111H241L240 113H238V111H235V112H237V114H240V115H231V114H236L233 110H231V109H229V108H227V107H224L223 105L221 106V105H219V104H217V103H219L218 102V99H213V97H215V98H217L216 97V94H217V86L216 85H212V87H211V85L210 86H208L207 88L209 89V91H211V93H213V92H215V94H212L211 95V93L208 91V89H207V91H206V86H205V83H207L206 82V80H209V79H211V78H213L214 76H211L212 74H205L206 76H203L204 75V68H203V65H205V66H210V65H208V64H214L215 62H214V60L213 59H215V61L217 60V62H216V64L215 65H221L220 67H222V66H224L223 64H220V63H222L220 60H219V53H217V52H214V51H211V62H207V63H205L204 61H202L203 59H202V55H200V57H199V55H197V52H195L196 50H195V45H194V43H192L191 41H190V50H189V52H188V59H189V64H188V67H187V69L189 68H191L192 67V70L193 69H195V71H197V74H196V76H195V78L193 79L192 78V82H193V84H194V87H196V86H198L199 84H201V85H203L205 88V95H210L212 98H209V99H207L208 98V96L207 97H205V95H204V93H201V95L203 96H201L200 94L198 95V97L199 96H201L200 98H191L190 99V97H193L192 96V94H190V93H192L191 92V90L189 89V87H187V86H184V85H182V87H184V89H183V94L185 95V99L187 100V102L190 104L191 103V105L192 104H197L198 106H196V107H199V109L201 110V111H204V110H206L207 108V110H206V112H211V113H214L213 115H212V117H217L218 116V118H216L215 120H214V123H215V121L218 119V120H220V119H225V121H226V123H225V125L224 124H218V125H216V124H212V121H209L208 122V124L207 123H205V124H207V125H205L208 129H210V128H212V125H215V128H212V129H216V130H218V129H220L223 125L225 126H223L224 128H222L223 130H225V131H216V130H213L214 132L212 133L211 132V134H208V135H206V136H201V138H199L198 140H197V142H196V145L197 146H195V142H193V141H190L188 138H187V135H188V133H189V131H185V133H186V136H185V133L183 132V130L184 129H182L181 127L180 128H177L178 126L176 125V126H173V125H170V128H169V126H167V125H169V123L167 124V122H168V118L167 117H164V116H159V117H161V118H164V119H162L163 121H165V125H166V127H164L165 128V132H163V133H161L162 135H159V134H156V133H158V132H161V131H164V130H162V129H164L162 126H164L163 124H164V122H163V124H162V122H160V121H158V123H161V124H158L157 123V119H160L159 117H156L157 119H153V117H155L154 116V114H147L146 115V113H142L143 114V116L141 117L142 118V121H141V119H139L138 121L139 122H141V127L143 126V129L139 126V127H137L138 126V124L140 125V123L138 122L136 125H135V127H134V129L135 130H141L142 129V131H144L143 133H141V134H139L140 136V138L141 139H139L138 141L140 142H138V144H136L137 146H135V148H136V150L138 149V151L136 152V150L135 149H133V152L132 153H134V154H132L131 155V153H130V157L132 156L133 157V159H136V158H140V156H141V158H142V155H146V156H144V158H145V161H144V158H142V160L141 159H139V160H141V163L140 162H137V164L134 166V170H133V174L131 175L130 174V176H128V177H123L122 179V182H124V187H120L121 185V167H119L118 169L119 170H117V172H115L114 174L116 175V176H118V177H116V176H114V174H113V176L112 177H115V178H119V180H114V178H112V180L113 181H109V182H107V183H105L104 184V180L102 181V179H101V176L103 175V174H100V172H101V169H100V172H98L99 171V168H97L98 166H97V164H98V160H97V158L96 157H98V153L97 152H99L98 151V149H101L102 147H103V145L106 143H109V140H108V136H109V131L110 130H112L113 128H114V126H115V129L114 130H117V132L115 133V136H118L119 135V131L121 130V121H124L125 120V118H126V116L124 117V118H122V117H120L119 115H121V113L123 112V110H126L127 108H128V106L130 105V106H134L133 104H136V103H133V102H136L137 100H133V101H128V102H126V101H124V104H122V103H120V100H122L121 102H123V99L125 98V100H130L132 97L130 96H127L126 97V94L125 93H123V94H121L120 96H118L117 94H119L120 92H118V89H121V88H119L118 87V89L116 88V90H110L109 91V89H108V86L110 85V83L108 82V81H110V76H111V74H113V72H115V70L117 69H119L118 67H117V64H116V61H114V54H116V53H118V51L119 52H121L122 50H126V48H128L127 50H130V49H133L131 46H127L126 47V45L124 44V43H122L121 41H119V40H117V39H114L110 34H108V35H106V33H102ZM234 35V36H232V35ZM44 35V36H43ZM82 35V34H81ZM226 35H227V37H226ZM241 37H240V36ZM41 36H43V37H41ZM84 35H82V37H83ZM106 36H108V37H110V38H108V37H106ZM226 37V38H225ZM232 37V38H231ZM241 38V39H240ZM140 39H142V40H138V41H141V44L145 41L146 42V40L144 39V38H140ZM234 39H239V40H234ZM20 40V41H19ZM249 42H248V41ZM104 41V40H103ZM113 41V42H112ZM241 43H240V42ZM251 41L252 42H254L253 44L251 43ZM23 42V43H22ZM35 42V43H34ZM42 44H41V43ZM58 42V41H57ZM108 43V45H107V43ZM117 42V43H116ZM247 42V43H246ZM11 43V44H10ZM111 43V44H110ZM113 43V44H112ZM140 43V42H139ZM234 43H236V45L234 44ZM238 43V44H237ZM21 44H23V45H21ZM33 44V45H32ZM101 44H102V46H101ZM114 44H115V46H114ZM243 45L244 46V48H243V46H241V45ZM246 44V45H245ZM36 45V46H37ZM57 45V47H58V50H60L61 49V47H62V44H61V42H58V44H56ZM103 45H106V46H103ZM113 46V47H111V46ZM120 45V46H119ZM191 45H193V46H191ZM240 47H239V46ZM11 46L13 47V48H11ZM97 46H99V47H97ZM108 46H110V47H108ZM101 47H102V49H101ZM121 47H123V48H121ZM131 47V48H130ZM238 47V48H237ZM246 47V48H245ZM9 48H10V50H9ZM38 48V49H37ZM83 48V49H82ZM89 48V49H88ZM95 48V49H94ZM104 48H106V50L104 49ZM111 48V49H110ZM113 48V49H112ZM172 48V49H171ZM258 48V49H257ZM43 49V50H42ZM122 49V50H121ZM245 49H246V52H245ZM257 49V50H256ZM262 49V50H261ZM64 52L65 51H67L68 50V47L66 46V47H64ZM81 52H80V51ZM111 50H117V52H113V51H111ZM171 50V51H170ZM195 50V51H194ZM240 50V51H239ZM11 51V52H10ZM103 51H105V52H103ZM258 51H259V53H258ZM63 52V53H64ZM108 52H111V53H108ZM114 54H113V53ZM130 52H132L131 50H130ZM191 52V53H190ZM214 52V53H213ZM241 52H243V54L241 53ZM87 53H90V54H87ZM92 53V54H91ZM108 54V56L107 55H105V54ZM245 53V54H244ZM248 53H251V54H248ZM62 54V53H61ZM110 54H112L111 56H110ZM139 54H143L142 55V57L140 56V55H136V57H139V58H136V59H133V62H134V64L136 65V63L138 62V61H135V60H139L140 58L141 59H143V57L146 59V60H149V57H150V55L148 54V55H146V54H144V53H139ZM178 54V55H177ZM197 55L200 59H202V60H200L197 56L195 57V56H192V55ZM238 54L240 55V56H238ZM253 54V55H252ZM90 55V56H89ZM94 55V56H93ZM148 57V59L146 58V56ZM244 55V56H243ZM246 55V56H245ZM250 55V56H249ZM105 56H107V57H109V58H104ZM236 56V57H235ZM248 56V57H247ZM58 57H59V60L60 61H62L61 59H63L62 57H63V55H61L60 56V53L58 54ZM85 57V56H84ZM93 57V58H92ZM110 57L111 58H113V60L111 59L110 60ZM177 57H178V59H177ZM192 57V58H191ZM243 57V59H241V58ZM61 58V59H60ZM198 58V60H196ZM144 59V60H145ZM195 59V60H194ZM254 59H256V61H254ZM59 60H56L55 61V63L53 64L54 66H55V71H53V73H54V78H56L55 79V81H54V85H53V83H51L52 84V86L50 85L49 86V88H50V90H55L56 88H57V86L59 85V81H60V77L58 76L59 75V69L60 68H62V62L60 63V61ZM93 60V61H92ZM110 61V62H105V61ZM178 60V61H177ZM197 63H195L194 61ZM248 60V61H247ZM260 60V61H259ZM262 60V61H261ZM96 61V62H95ZM113 61V62H112ZM199 61V62H198ZM201 61V62H200ZM251 61V62H250ZM254 61V62H253ZM94 62V63H93ZM177 62V63H176ZM204 62V63H203ZM238 62V63H237ZM246 62V63H245ZM0 63H1V61H0ZM105 63H106V65H105ZM109 63V64H108ZM110 63H114V65L113 64H110ZM178 63H180V65L179 66H176V65H178ZM191 63H192V65H191ZM251 63H253V64H251ZM94 64V65H93ZM108 64V65H107ZM137 64H139V62L137 63ZM246 64V65H245ZM248 64V65H247ZM0 65H2V64H0ZM190 65V66H189ZM195 65V66H194ZM200 65H202V66H200ZM214 65V66H215ZM256 65V66H255ZM58 66H60V68L58 69ZM108 66H110V67H108ZM112 66V67H111ZM140 66V65H139ZM139 66L137 65L135 68H134V66H133V68H134V70H135V72L137 73L138 72V74H141L142 73V76L140 75H135V76H137V78H136V84H135V90H139V89H154V90H156V93H157V95H158V93H160L161 95H159V97L161 98V99H163L165 102H167V104H164V105H161L162 107H160V105L158 106V104H156L157 102H153V101H151V104L150 103H148V104H146L145 103V99H148V98H143L142 100H141V98L137 101L139 104H141L140 102H142V105H144V103H145V105H151L152 107H157V109H159V110H161V109H166L167 110V108L168 109H171V107L172 108H174L173 106L175 105V104H173V103H176V100L174 99V98H172L171 97V95L168 93V92H164V90H163V88H162V86L159 84V76H157L158 74V71L160 70V68H153V67H151V66H149V65H146V67L144 68V67H142V68H139ZM148 66V67H147ZM200 66V67H199ZM204 66V67H205ZM95 67V68H94ZM141 67V66H140ZM256 67V68H255ZM262 67V68H261ZM0 68H2V66L0 67ZM148 68V69H147ZM150 68H152V69H150ZM178 68H180V70L178 71L177 69ZM247 68V69H246ZM146 69V70H145ZM157 69V70H156ZM208 70H207V72L209 73V70H210V68L208 67L207 68ZM252 69V70H251ZM1 70V69H0ZM58 70V71H57ZM105 70V71H104ZM140 70V71H139ZM148 70V71H147ZM103 71V72H102ZM113 71V72H112ZM145 71H147L146 73H148L149 75H147L146 73H145ZM57 72H58V74H57ZM89 72V73H88ZM153 72V73H152ZM259 72V73H258ZM107 73V74H106ZM206 73V72H205ZM57 74V75H56ZM255 74V76H253V75ZM260 74V75H259ZM150 75H151V77H150ZM209 75V76H208ZM56 76H58V77H56ZM156 76V77H155ZM181 76V77H180ZM149 77V78H148ZM208 77V79H206ZM254 77V78H253ZM94 78H97V80H95ZM148 78V79H147ZM159 78V79H158ZM260 78H262V79H260ZM94 79V80H93ZM146 79V80H145ZM27 80H28V82L30 81L28 78H27ZM27 80H25L26 82H24V83H27L26 85H25V87H27V85L28 84H30V82L28 83L27 82ZM141 80H142V82H141ZM152 80L153 81V83H154V86L152 87L151 85H153V84H150V81ZM254 80H256V81H254ZM258 80V81H257ZM38 81H41L40 82V88H42V86H43V84H44V80H38ZM37 81V82H38ZM107 81V82H106ZM145 81V82H144ZM148 81V82H147ZM157 83H156V82ZM260 81V82H259ZM100 82V83H99ZM138 82V83H137ZM39 83V82H38ZM55 83H56V85H55ZM94 83V84H93ZM22 84V85H23ZM261 84H263V85H261ZM34 85H37L36 87L38 88L39 87V85L37 84V83H35ZM34 85L32 86V89L33 90H35L34 92H38V90L40 89V88H38V89H36V87L34 88ZM108 85V86H107ZM250 85V86H249ZM54 86V87H53ZM84 86V87H83ZM85 86H87L86 87V89H85ZM89 86V87H88ZM99 86H102V87H99ZM157 86V87H156ZM5 87V86H4ZM3 87V88H4ZM17 88V89H15V88ZM22 87H24V86H22ZM28 87H29V85H28ZM56 87V88H55ZM83 87V88H82ZM96 87V88H95ZM155 87V88H154ZM259 89H258V88ZM104 88V89H103ZM25 89V88H24ZM31 89V90H32ZM91 90V91H89V90ZM159 89L161 90V91H159ZM21 90V91H20ZM32 90V91H33ZM41 90V89H40ZM101 90H104V91H101ZM13 91V92H12ZM32 91H30V94H31V92ZM108 91V92H107ZM157 91H159V92H157ZM262 91V92H261ZM5 94H3V93ZM16 94H15V93ZM20 92V93H19ZM25 92V93H24ZM40 92V91H39ZM84 92V93H83ZM88 92H89V94H88ZM114 92V93H113ZM208 92V93H207ZM3 95H2V94ZM95 93V94H94ZM163 93V94H162ZM8 94V96H9V98H8V96H6ZM14 94V95H13ZM17 94L19 95V94H21V95H19L21 98H19V96H17ZM29 94V93H28ZM33 94V93H32ZM72 94V95H71ZM94 94V95H93ZM188 94H189V96H188ZM27 95V94H26ZM73 95H75V96H73ZM77 95H79V97L77 96ZM115 95H117L116 97L118 98L116 101H118V103L115 101V102H113L114 100H115ZM167 95H169V96H167ZM187 95V96H186ZM191 95V96H190ZM226 95V96H225ZM4 96V97H3ZM17 98H16V97ZM66 96H68V97H66ZM82 96H84V97H82ZM91 96V97H90ZM92 96H94V97H92ZM209 96V97H210ZM3 97V98H2ZM5 97H6V99L7 100H5V102H4V99H5ZM15 97V99H13ZM73 97L75 98V99H73ZM78 97V98H77ZM121 97V98H120ZM167 97H170V98H167ZM226 97V98H225ZM227 97H229V98H227ZM85 98V99H84ZM91 98V99H90ZM113 98V100H110V99H112ZM123 98V99H122ZM128 98H130V99H128ZM189 98V99H188ZM202 98V99H201ZM203 98L207 101H201V100H203ZM10 99V100H9ZM17 99H19V100H17ZM87 99H88V102H87ZM90 99V100H89ZM120 99V100H119ZM196 101H195V100ZM223 99H225V100H223ZM227 99V100H226ZM249 99V100H248ZM75 102H74V101ZM83 100H84V102H83ZM252 100V101H251ZM14 101V102H13ZM67 102H68V100H66ZM66 101H64L65 103H67ZM217 102V103H214V102ZM238 101V102H237ZM13 102V103H12ZM16 102H18V103H16ZM114 103V104H112V108H111V103ZM129 102H131V103H133V104H131V103H129ZM173 102V103H172ZM201 102V103H200ZM1 102H0V105L2 104ZM11 103V104H10ZM25 103H26V105H25ZM30 103V104H29ZM71 103H72V105H71ZM137 103V104H138ZM152 103H154V106H153V104ZM169 103V104H168ZM171 103H172V105H171ZM207 103V104H206ZM13 104V105H12ZM15 104H17V105H15ZM21 104V107L19 106ZM81 104V105H80ZM87 104V105H86ZM104 104H109L110 106H108V105H106V107L104 106ZM117 104V105H116ZM138 104V106H137V111H139L138 109H140L141 108V106ZM201 104V105H200ZM216 104H217V106L218 107H216ZM9 105H11V106H9ZM23 105H24V108H22L23 107ZM83 105V106H82ZM114 105V106H113ZM116 105V106H115ZM166 105H168V106H166ZM251 106V107H249V106ZM25 106H27V107H25ZM29 106L30 107H32L33 108V106H35V108H33V109H31L30 110V108H29ZM77 106V107H76ZM79 106V107H78ZM80 106H82V107H80ZM87 106V107H86ZM201 106V107H200ZM215 106V107H214ZM248 106V107H247ZM0 107H5L4 105L3 106H0ZM75 107H76V109H75ZM127 107V108H126ZM206 107V108H205ZM220 107H222V108H224V110H225V112L227 111V112H231L230 113V115L232 116H230L229 115V113H227L226 112V115H225V112L224 111H222L223 109H221ZM16 108V109H15ZM22 108V109H21ZM26 108H28V109H26ZM61 108V109H60ZM83 109L82 111L80 110V109ZM85 108V109H84ZM107 108H111V109H113V110H109V109H107ZM135 108V107H134ZM244 108H248L247 110H250V111H247L246 110V112H245V109ZM3 109H4V111H3ZM20 109V110H19ZM26 109V110H25ZM46 109V110H45ZM136 109V108H135ZM156 109V108H155ZM215 109V110H214ZM217 109V110H216ZM227 109V110H226ZM17 110H18V113H17ZM25 110V111H24ZM34 110H35V112H34ZM60 110H62L63 112H61ZM79 110V111H78ZM108 110V111H107ZM117 110V111H116ZM230 110V111H229ZM254 110V109H253ZM256 110H258V112L256 111ZM13 111H15V112H13ZM22 111V112H21ZM37 111V112H36ZM39 111V112H38ZM66 111H69V112H66ZM85 113H84V112ZM105 111H107V115H109L108 113H110V114H114V116L113 117H111V115H109V117L107 116V115H105ZM110 111V112H109ZM114 111V112H113ZM137 111H135L134 110V112H137ZM161 111H163V110H161ZM242 111H244V112H242ZM20 112V113H19ZM32 112H34V113H32ZM70 112L72 113V114H70ZM82 112V113H81ZM217 112H219L220 114L219 115H217L218 113ZM256 112V113H255ZM3 113V114H2ZM16 113V114H15ZM30 113V114H29ZM32 113V114H31ZM60 113V114H59ZM68 113V114H67ZM79 115H78V114ZM102 113H104V114H102ZM217 113V114H216ZM242 113H246V114H243L242 115ZM22 114V115H21ZM36 114H38V116H34V115H36ZM65 114H67L66 116H65ZM71 116H70V115ZM141 114V115H142ZM145 114V115H144ZM228 114V115H227ZM251 116H249V115ZM252 114V115H251ZM3 115H5V116H3ZM60 115V116H59ZM85 115V118L83 117ZM100 115H101V117H100ZM103 115H105V116H107L108 118H105V119H108L107 121H109L108 123H107V121L106 120H103L102 122H101V120H100V122L99 121H97V119L99 120L100 118L101 119H104V118H102L103 117ZM150 115H152L153 117H149ZM2 116V117H1ZM33 116H34V118H33ZM40 116V117H39ZM77 116H80V118L79 117H77ZM118 116V117H117ZM240 119L241 117H239V116H242V118L239 120L237 117ZM249 116V117H248ZM38 117V118H37ZM66 117V118H65ZM76 117L77 118H79V119H76ZM81 117L83 118V119H81ZM95 117H97V119L95 118ZM117 117V118H116ZM121 118L120 119V121H118V122H116L117 120H118V118ZM146 117H149V119L148 120H150V119H152V120H150L151 121V125H150V121H148L147 119H146ZM220 117V118H219ZM227 117H229V118H227ZM247 117V119H245ZM255 117V118H254ZM3 118V119H2ZM15 118V117H14ZM14 118H11L12 120L14 119ZM70 118V119H69ZM117 120H116V119ZM167 118V119H166ZM176 118H178V117H176ZM232 118H236V120H234V122H236L235 124L233 123V119ZM22 119V118H21ZM25 119H27V120H25ZM63 119V120H62ZM72 119V120H71ZM85 119V120H84ZM110 119V120H109ZM112 119V120H111ZM143 119H145V120H143ZM166 119V120H165ZM201 119H202V117H201ZM200 119V120H201ZM227 119H230V120H227ZM239 121H238V120ZM31 120V121H30ZM59 120H60V122H59ZM62 120V121H61ZM81 120V121H80ZM83 120V121H82ZM154 120V121H153ZM242 120H245V121H243V122H241ZM250 120H252V121H250ZM73 121H78L77 123L75 122V123H73ZM96 122V124H94L95 122ZM201 121H203V119L201 120ZM228 121V122H227ZM230 121H232V122H230ZM238 121V122H237ZM28 122V123H27ZM67 123V124H65V123ZM79 122H81V124H79ZM147 122V123H146ZM153 122H156V124L155 123H153ZM23 123V122H22ZM97 123H99V124H101V125H104L105 126V124L108 126V127H106L108 130H106L107 132H104V130L102 131L101 129H104L103 127H96V129H94L95 127H94V125L95 126H99ZM110 123H112V124H110ZM144 123V124H143ZM234 124V126H233V124ZM238 123V124H237ZM70 124H72V125H70ZM78 124H79V126H78ZM84 124V125H83ZM113 127V128H111V126ZM117 124V125H116ZM211 124V125H210ZM228 124H230V125H228ZM150 125V126H149ZM153 125H154V127H153ZM62 126V127H61ZM72 126V127H71ZM145 126H149V127H146L145 128ZM155 126H159V128L158 127H155ZM160 126H161V128H160ZM175 127V128H177V129H181V132H176V131H180V130H177V129H173V127ZM211 126V127H210ZM6 127H9V126H6ZM70 128V131H68L69 130V128ZM151 127H153V128H151ZM216 127H218V128H216ZM231 129H230V128ZM232 127H234L233 129H232ZM75 128V129H74ZM105 128V129H106ZM151 128V129H150ZM166 128H167V130H166ZM171 128L174 130V132L171 130ZM149 129V130H148ZM158 129V130H157ZM170 131H169V130ZM239 129V130H238ZM55 130V131H54ZM98 130H99V132H98ZM221 130V129H220ZM233 130V131H232ZM57 131V132H56ZM63 131V132H62ZM91 131V132H90ZM148 131V132H147ZM156 131H158V132H156ZM167 131H169V132H167ZM172 131V132H171ZM217 133H216V132ZM234 131H238L237 133L236 132H234ZM52 132H54L53 133V135H52ZM151 132H153V133H151ZM221 132V133H220ZM226 132V133H225ZM232 132V133H231ZM240 132V133H239ZM103 135H102V134ZM106 133V134H105ZM165 133V134H164ZM169 133V134H168ZM170 133H172V134H170ZM216 133V134H215ZM94 134V135H93ZM101 134V135H100ZM147 134H149V135H147ZM153 134V135H152ZM164 134V135H163ZM166 134H167V136H166ZM174 134V135H173ZM176 134V135H175ZM178 134H180V135H178ZM183 134H184V136H183ZM226 134V135H225ZM234 134V137L232 136ZM62 135H65V134H62ZM143 135V136H142ZM157 135V136H156ZM212 135V136H211ZM214 135V136H213ZM218 135V136H217ZM54 136H55V138H54ZM104 136V137H103ZM148 136V137H147ZM152 136V137H151ZM156 136V137H155ZM159 136V137H158ZM161 136V137H160ZM163 136H165V137H163ZM171 136H173V137H171ZM177 136V137H176ZM180 136V137H179ZM182 136V137H181ZM97 137V138H96ZM138 137V138H139ZM149 137H151L150 138V140H147V139H149ZM160 139V140H157L158 138ZM163 137V138H162ZM216 137V138H215ZM221 137H224V138H221ZM53 138H54V140H53ZM170 140H168V139ZM179 138H180V140H182V141H180L179 143H178V141H179ZM228 138V139H227ZM99 139V140H98ZM146 139V140H145ZM152 139V140H151ZM172 139L174 140V142L172 141ZM205 139V140H204ZM215 141L214 143H213V141ZM222 139H224L223 141H222ZM166 140V141H165ZM175 140H177V141H175ZM208 140V141H207ZM210 140V141H209ZM220 142V146H219V142ZM227 140H229V142L227 141ZM95 141V142H94ZM100 141V142H99ZM158 141V142H157ZM162 141V142H161ZM184 141V142H183ZM204 141V142H203ZM206 141H207V143H206ZM51 144H50V143ZM169 142V143H168ZM185 144H183V143ZM190 142H192L191 144H189ZM208 142H209V144H208ZM212 142V143H211ZM217 142H218V145H217ZM221 142H223L224 144H222ZM232 142V143H231ZM94 143V144H93ZM98 143V145H96V144ZM144 143V144H143ZM170 143H173V144H175V145H173L172 144V146L173 147H171L170 146ZM188 143V144H187ZM199 143V144H198ZM202 143L204 144V145H202ZM60 144V143H59ZM76 144V145H75ZM141 144V145H140ZM146 144H149V145H146ZM152 146H151V145ZM155 144H158V146H156ZM181 144V145H180ZM201 144V145H200ZM211 144V145H210ZM212 144H214V145H217V146H213ZM224 145V146H222V145ZM230 144H233V145H230ZM54 145H56L55 143L53 144V146ZM80 145L82 146V148L80 147ZM144 145V146H143ZM156 147H155V146ZM161 145V146H160ZM170 147V148H173V149H169V151H171V152H173V155H172V153L171 152H169L168 150H166V149H168V146ZM177 145V146H176ZM225 145H226V147H225ZM229 147H228V146ZM75 146V147H74ZM89 146V147H88ZM98 146V147H97ZM139 146H140V148L142 147V149H143V151H141L142 149H140L139 150ZM164 146V147H163ZM167 146V147H166ZM176 148H178V149H175V147ZM183 146H184V148H183ZM187 146V147H186ZM193 146H195V147H193ZM212 146V147H211ZM74 147V148H73ZM138 147V148H137ZM149 147H150V149H149ZM153 147V148H152ZM155 147V148H154ZM161 147V148H160ZM204 147V148H203ZM207 149H206V148ZM217 147H219L220 148V150H219V148H217ZM27 149V150H33L30 154H28L27 156H26V158L28 159V157H30L32 154L33 155H35L34 157H36L37 155H39L41 152V148L40 147H35L34 149H28V147H24V149ZM158 148V149H157ZM163 148V149H162ZM179 148H183V149H179ZM215 151H213L212 149ZM226 148V149H225ZM41 149V150H40ZM152 149V150H151ZM157 149V150H156ZM175 149V151H173ZM206 151H204V150ZM223 149H225V151H223ZM10 150V151H9ZM8 151H9V156H12L14 153H16V152H18L17 150H14V152H13V149H9ZM12 150V151H11ZM64 150V151H65ZM85 152H84V151ZM151 150V151H150ZM196 150V151H195ZM228 150V149H227ZM22 151V150H21ZM74 151V152H73ZM83 151V152H82ZM150 151V152H149ZM154 151H158L157 153L156 152H154ZM166 151V152H165ZM199 151V152H198ZM213 153H211V152ZM222 151L224 152L223 153V155H222ZM141 152H144V153H142V155H141ZM149 154H148V153ZM160 152V154H158ZM162 152V153H161ZM167 152H169V154L167 153ZM174 152H175V154H174ZM208 152V153H207ZM218 152H220V153H218ZM6 154V152H2V151H0V156H2V158L4 157L5 159L7 158V157H9L8 155H5ZM8 153V152H7ZM11 153V154H10ZM26 154H27V152H25ZM25 153H24V155H25ZM85 153V154H84ZM91 153V154H90ZM137 153H139V156L138 155H136ZM145 153H147V154H145ZM179 154V157H178V155L177 154ZM211 153V154H210ZM215 153H218V154H215ZM263 153V154H262ZM4 156H3V155ZM18 155H19V153H17ZM17 154H15V155H17ZM73 154H74V157H73ZM163 154V156H165V158L164 157H161V155ZM167 154V155H166ZM183 154V153H182ZM262 154V155H261ZM32 155V156H33ZM80 157H79V156ZM86 155V156H85ZM88 155V156H87ZM174 155H175V157H174ZM200 155H202V156H200ZM207 155V156H206ZM210 155H211V157H210ZM214 155H216V156H214ZM246 155V154H245ZM63 156V157H62ZM135 156V157H134ZM138 156V157H137ZM148 156H150L149 158H147ZM167 156V157H166ZM195 158H194V157ZM205 156V157H204ZM208 156H209V158H208ZM223 157V158H221V157ZM51 157V158H50ZM53 157V158H52ZM79 157V159L81 158V159H83V160H85V163H84V166H77L78 164H74V163H77L76 161H73L72 159L73 158H78ZM131 157V158H132ZM177 157V158H176ZM193 157V158H192ZM215 157L217 158L216 160H217V163H216V161H215ZM250 156H248L246 159H248ZM253 157V156H252ZM255 159H259L260 160V162H259V165L260 166H257V168H254V169H252V171H253V173H254V171H255V173H254V175H250L249 176V178H251L250 180H249V183H248V186L246 185V186H239V187H237V190H241L240 191V194H241V196H246L245 198H241V202L239 203L240 205H238V215L236 216L237 217V220H236V217H233V220H234V218H235V220H234V223H232L233 221H232V218H230L231 219V221H230V219H227L226 221H224V222H222V224H223V226H222V228H219V229H217V228H215L214 226H215V222H213V223H209L210 225H207L208 224V222L206 221V223L204 222V220L203 219H201L200 217L201 216H203V214L201 213V212H198V213H196V214H192L191 215V217H189L188 219H187V221L186 222H183V223H187L186 225L185 224H183V225H185V226H182V223H180V225H178L177 227H176V225H175V227H174V225H173V227L176 229V230H173V227L172 226H170V227H172V229L171 228H169L168 230L170 231H166V232H169V233H167V234H161V236L159 235V236H157V237H153V236H150V237H146L149 241H150V243L151 244H149L148 245V243H149V241L146 239V242H148V243H146L147 245H145L144 247H146V248H144V249H139V251H134V252H136V254L135 253H133V254H135V256L137 255V252H138V256L137 257H134L133 258V254H132V256H131V262H129V264H157L159 261H160V263L159 264H171V262H173L172 264H174V263H178V261L179 260H181V259H179V258H176V259H174L173 258V256L174 255H177L178 254V252L179 251H186L188 254H190L189 256L187 255V257H189V258H192V256H193V258H194V256L196 257V259L194 260V259H192L190 262H194V261H196V262H194V263H197V264H200V262H198V260L199 261H201V260H203V261H201V263L203 262H205L204 264H208V262H206L207 261V259H208V257L209 258H211L212 260H216V262H217V260H218V262H220L221 263V259H223V263L224 264H228L229 262H232V264L234 263V262H244V263H239V264H246V263H248V264H250V263H253V262H255L256 264L259 262V264H260V262L262 261V260H260V259H262V257L264 256V241L262 242V239H264V227L263 226H261V227H259V224L260 225H262L260 222H262V220H263V224H264V212H262V210H264L263 208H264V206H261V204L263 203L264 204V193L262 194V196L260 195V193H262V191H264L263 190V187H264V150H260L259 151V155L258 154H256L255 156ZM258 157V158H257ZM1 157H0V162L4 159H2ZM26 158H24V159H26ZM72 158V159H71ZM205 158V159H204ZM2 159V160H1ZM92 159V160H91ZM132 159V160H133ZM176 159V160H175ZM199 159V160H198ZM220 159V160H219ZM58 160V161H57ZM136 160H138V159H136ZM192 160H194V161H192ZM207 160V161H206ZM263 160V161H262ZM30 161H32V160H30ZM46 161L48 162L47 164H49V165H47V164H45L46 163ZM53 161H54V163H53ZM68 161V162H67ZM73 161V162H72ZM205 161V162H204ZM210 161V162H209ZM29 162V161H28ZM202 162V163H201ZM51 163V164H50ZM68 163V164H67ZM138 163H140V164H138ZM208 163V164H207ZM45 164V165H44ZM142 164H145V165H143L142 166ZM263 164V165H262ZM13 165H15V164H12V166ZM47 165V166H46ZM65 165V166H64ZM142 166V167H144V168H139V167H136V166ZM202 165V166H201ZM54 166V167H53ZM92 166V167H91ZM95 166H97V167H94ZM200 166V167H199ZM205 166V167H204ZM263 166V167H262ZM11 167V166H10ZM77 167L79 168V169H77ZM82 167L84 168V169H82ZM259 167H261V168H259ZM43 168V169H42ZM88 168V169H87ZM204 168V169H203ZM207 168V169H206ZM35 169H37V170H35ZM41 169V170H40ZM67 169H69V170H67ZM74 169V170H73ZM95 170L94 172L93 171H91V170ZM136 169H138V170H136ZM140 169V170H139ZM158 169V170H159ZM259 170L258 171V173H257V171L256 170ZM44 170V171H43ZM105 170V172H106V170H107V168L105 167L104 169H102V172ZM125 170V169H124ZM123 170V171H124ZM198 170V169H197ZM198 170V171H199ZM263 170V172H261ZM26 171H29L28 173L26 172ZM81 171H83V172H81ZM118 171H120V172H118ZM47 172H49V173H47ZM51 172V173H50ZM101 172V173H102ZM25 173V174H24ZM31 173V176L33 175ZM93 173H95L96 175H94ZM127 172H125V174H126ZM128 173H132V171L131 172H128ZM136 173V174H135ZM138 173H140V175H138ZM260 173V174H259ZM43 174V175H42ZM45 174V175H44ZM53 176H52V175ZM90 174V176H88ZM92 174V175H91ZM188 175V177H193V176H191L192 175V172L191 171H185V173H184V176L185 175ZM83 175V176H82ZM127 175V174H126ZM186 175V176H187ZM23 176V177H24ZM25 176V177H26ZM132 176V177H131ZM134 176V177H133ZM143 176V177H142ZM255 176V178H253ZM33 177V176H32ZM46 177V178H47ZM90 177V178H89ZM142 177V178H141ZM258 179H257V178ZM52 178H55L54 180L55 181H52L53 179ZM81 178V179H80ZM126 178H128V183H129V185H128V183H125V182H127V180L125 181V179ZM144 179L143 180V182L141 183L140 181H141V179ZM58 179V180H57ZM90 179H92V180H90ZM101 179V180H100ZM140 179V180H139ZM262 179V180H261ZM64 180V181H63ZM95 180V181H94ZM259 180V181H258ZM68 181V182H67ZM80 181V182H79ZM135 181V182H134ZM253 181V182H252ZM255 181V182H254ZM257 181V182H256ZM69 182H70V184H69ZM112 182H113V184H112ZM115 182H118V184L117 183H115ZM130 182H132V184L130 183ZM134 182V183H133ZM141 183V184H136V183ZM115 183V184H114ZM120 183V184H119ZM252 183V184H251ZM256 183V184H255ZM263 183V184H262ZM97 184V185H96ZM100 184V185H99ZM131 184V185H130ZM146 184V191H145V188H143L144 186L143 185H145ZM249 184L251 185V186H249ZM254 184V185H253ZM89 185V186H88ZM104 185H107L106 186V188H103V189H101L99 186H104ZM118 186V188H117V186ZM129 186V187H127V186ZM135 185H136V188H135ZM255 186L254 187V189L252 188L253 186ZM256 185H258V186H256ZM96 186V187H95ZM126 186V187H125ZM132 186V187H131ZM134 186V187H133ZM140 186H141V188L143 189V191H142V189H140ZM82 187V188H81ZM88 187V188H87ZM119 187L121 188L120 190H119ZM139 187V188H138ZM243 187V188H242ZM261 187V188H260ZM99 188V189H98ZM113 188V189H112ZM117 190H116V189ZM147 188H148V190H147ZM166 188V189H165ZM168 188V189H167ZM242 188V189H241ZM257 190H256V189ZM262 189L261 191L259 190L258 191V189ZM87 189V190H86ZM94 189V190H93ZM104 189H106V191L104 190ZM112 189V190H111ZM244 189V190H243ZM246 189V190H245ZM250 189H252V192H251V190H250V192L248 193V191ZM85 190V191H84ZM103 190V191H102ZM138 190H140V192L138 191ZM173 189H171V191H172ZM255 190H256V193H254L255 192ZM77 191V192H76ZM83 191H84V193L85 194H83ZM91 191V192H90ZM96 191V192H95ZM118 191H120V192H118ZM149 191V192H148ZM260 192L259 194H258V192ZM95 192V193H94ZM101 192V193H100ZM109 192V193H108ZM156 192V193H155ZM120 195V196H117L118 194ZM246 193H248V194H246ZM251 193H254V194H251ZM99 194V195H98ZM251 194V195H250ZM256 194V195H255ZM103 197H102V196ZM84 196V197H83ZM248 196H250V197H248ZM252 196H254V199H253V197ZM257 196V197H256ZM259 196V197H258ZM101 197V198H100ZM110 198V197H116L114 200L117 202H115L114 200H111L110 202H106V203H104V200L105 199H107V198ZM118 197V198H117ZM122 197V198H121ZM105 198V199H104ZM59 200L58 201H56V203H58L59 201V203L57 204V206L58 205H60V206H63L66 202H67V200L66 201H63L62 199H60V198H58ZM256 199H260V201L262 202H260V201H258V200H256ZM101 200V201H100ZM122 200V201H121ZM123 200L124 201H126V202H123ZM256 201V203H255V201ZM63 201V203H61ZM119 201V202H118ZM98 202V203H97ZM121 202H122V204H121ZM142 202V203H141ZM252 202V203H251ZM108 203V204H107ZM138 203V204H137ZM63 204V205H62ZM110 204V205H109ZM113 204H115V205H113ZM188 204V202H186V203H184V204H181V207H185L186 205ZM241 204H243V206L241 205ZM66 205V204H65ZM183 205V206H182ZM185 205V206H184ZM248 205V206H247ZM257 206H258V208H261V210L260 209H258L257 208ZM261 206V207H260ZM176 207L178 208V209H180L181 207H180V205L179 206H176V205H174V206H171V207H168V208H165L163 211L164 212H162L161 214H160V217H158V220H163V219H165V216L167 217V218H169L170 217V215H167L168 213L169 214H172L175 210H176ZM180 207V208H179ZM240 207V208H239ZM241 207H243V208H241ZM246 207V208H245ZM248 207H249V209H250V207H251V209H254V211H255V213H258V214H261V212H262V214H263V216L262 215H258V214H255L254 216L252 215L254 212H251V211H253V210H251L250 209V212H249V209H248ZM122 208H125V209H122ZM177 209V210H178ZM215 209V210H214ZM110 210H113V211H115V212H111ZM176 210V211H177ZM214 210V211H213ZM217 210V208L216 207H212V212L211 213H214L215 211ZM242 211V212H241ZM248 211V212H247ZM257 211H259V212H257ZM261 211V212H260ZM120 212V213H119ZM166 212V213H165ZM241 212V213H240ZM164 213H165V215H164ZM247 213V214H246ZM113 214V215H112ZM114 214H116V216L114 215ZM121 214V215H120ZM241 214H243V215H241ZM243 216V217H241L240 218V216ZM108 216V217H107ZM120 216V217H119ZM210 216V215H209ZM239 216V217H238ZM247 216V218H245V217ZM250 216H253V217H250ZM257 216L259 217V218H257ZM262 216V217H261ZM161 217H163V218H161ZM249 217V218H248ZM166 218V219H167ZM256 218V220H254ZM261 218H262V220H261ZM111 219V220H112ZM239 219H241V220H243V221H241V220H239ZM247 219H248V222H247ZM253 219V220H252ZM258 219V220H257ZM192 220V221H191ZM201 220H203V221H201ZM250 220V221H249ZM57 221H59V220H57ZM193 221H195V222H193ZM200 221V222H199ZM211 221V220H210ZM228 221H229V223H228ZM237 222V224H236V222ZM241 221V222H240ZM191 222H193L192 224H190ZM226 222V223H225ZM230 222H231V224H230ZM247 222V223H246ZM258 222V223H257ZM195 223V224H194ZM197 223V224H196ZM200 223V224H199ZM206 224V225H203V224ZM240 223H242V225H244L243 227H242V225H238V224H240ZM254 223V224H253ZM144 224H146L145 226H142L141 224H140V226H139V229L137 228L136 229V231L138 232V231H140L138 234H136V236L135 237H138V236H140L141 234H143V232H144V230L146 231L147 230V228L148 227H150L151 225H150V223H144ZM143 224V225H144ZM249 224V225H248ZM257 224H258V226H257ZM148 225V226H147ZM189 225H191V226H189ZM197 225H198V227H197ZM254 225H256V226H254ZM67 226H69V225H64L63 226V229L61 228H58L57 230H55L54 232H53V235H49L51 232H47V230L45 231V232H43V234H41V235H39L38 237V240L37 241H35V242H33L32 240H30V239H28V240H30V241H27V239L24 241V238H16V237H13V235L14 234H11V233H9V234H7L8 232H4L3 233V235L5 236L4 237V240L6 239V241H4L1 245L3 246V244L4 243H6V244H4V245H6V246H8V247H4V248H8V259L10 258V257H12V256H16L17 254H15L16 252H18V250L19 251H21V250H24V249H28V250H30L31 249V247H34V248H37L38 246H41V245H37V244H44L45 242H47L48 240H52V241H54V239L56 238L57 239V237H58V234H59V238H63V236L62 235H64L65 233H68L67 232V230H70L71 232H72V235L73 234H75V233H73V232H78V230L79 229H77V228H74V226H70V227H68L67 228ZM147 226V227H146ZM180 226V227H179ZM193 226H195V227H197L198 229H199V226H201L200 227V229H203L202 230V232H201V230H195V229H193V231H192V229L191 228H195V227H193ZM252 226V227H251ZM73 227V228H72ZM81 227V226H80ZM142 227V230L143 231H141L140 230V228ZM178 227H179V229H178ZM182 227V228H181ZM255 227V228H254ZM64 228H66V229H64ZM70 228H72V229H70ZM240 230H239V229ZM244 228V229H243ZM0 229H2V227L0 226ZM59 229H60V231H59ZM74 229V230H73ZM77 229V230H76ZM182 229L184 230V231H182ZM191 229V231L193 232H191V231H189ZM252 229H253V231H252ZM173 230V231H172ZM232 230V231H231ZM246 230H247V233H246ZM2 230H0V232H1ZM64 233H62V232ZM69 231V232H70ZM196 231H197V233H196ZM227 231V232H226ZM250 231V232H249ZM47 232V233H46ZM98 232V233H97ZM97 232H95L94 233V235L92 236L91 234V237H90V235H86V236H84V235H81V236H79V235H77V237H76V235L75 236H73L72 238H70V239H72V240H69L68 242H65V243H61V244H58V245H56L55 246V248H54V246H49V248H48V246L47 247H44V248H46V250L43 248V250H42V248H41V256H40V259H39V261L37 260V261H30L28 264H45L47 261V264H95L94 262H98V263H100V261H102V263L103 264H106L105 262H107L108 264H115V263H118V264H128V263H126V262H128L127 260H125V257H123L124 259H122V256L120 257V254H119V252L121 253V249H120V251H119V249L117 250V252L115 251V252H110L109 251V244L111 243V242H109L108 241V238L106 237V236H104V234L102 233V232H100V231H97ZM132 232V229H130V232L129 233H131ZM166 232H164V233H166ZM173 234H172V233ZM177 232H178V234H177ZM184 232H190V235H189V239H187V241L189 242H186L185 241V243H182L181 241H183L182 240V238L183 237H181V235H183L182 233H184ZM199 232H201V233H199ZM204 232L205 233H207L206 234V236H205V234H204ZM232 232V233H231ZM249 232V233H248ZM54 233H56V234H54ZM61 233V234H60ZM100 233H102V234H100ZM134 233V232H133ZM223 233H225V235H227L226 237H224L225 235L223 234ZM228 233V234H227ZM234 233V234H233ZM242 233V234H241ZM16 234V233H15ZM97 234H100V236L98 235L97 236ZM169 234H171V235H169ZM200 234H201V236H200ZM209 234V235H208ZM215 234H217V235H215ZM220 234H223V235H220ZM233 234V235H232ZM252 234V235H251ZM255 234V235H254ZM9 235H11L10 236V238L8 237ZM44 235V236H43ZM49 235V236H48ZM96 235V236H95ZM103 235V236H102ZM106 235V234H105ZM163 235V236H162ZM166 235V237H164ZM169 237H168V236ZM176 235V236H175ZM177 235H178V237H177ZM222 236V238L221 239H218L216 236ZM249 235V237H247ZM0 236H1V234H0ZM41 236V237H40ZM43 236V237H42ZM50 236H52V237H50ZM56 236V237H55ZM79 236V237H78ZM89 236V237H88ZM175 236V237H174ZM205 236V237H204ZM252 236V237H251ZM7 237V238H6ZM14 239H13V238ZM81 237V238H80ZM129 237V236H128ZM162 237V239L163 240H159V238H161ZM171 237H172V239H171ZM180 237V238H179ZM199 237H201V238H199ZM212 237H213V239H212ZM216 237V238H215ZM262 237V239H260ZM48 238V239H47ZM75 238V239H74ZM96 238V239H95ZM100 238V239H99ZM151 238H153V241H156L157 240V238H158V240L159 241H161V242H159L158 240L156 241L157 243H155V242H151L152 241V239ZM176 238V239H175ZM234 238V239H233ZM8 239H9V241H8ZM15 239H17V240H19V239H23V241L22 242H24V244L23 243H21V240H20V242L19 243H17L18 241L16 240L15 241ZM43 239V240H42ZM85 239V240H84ZM99 239V240H98ZM156 239V240H155ZM169 239V240H168ZM215 239V240H214ZM220 242H218L217 240ZM239 239H241V240H239ZM40 240V242H38ZM45 240H47V241H45ZM92 240V241H91ZM103 240V241H102ZM175 240H176V242H175ZM190 240V241H189ZM13 241H15V242H13ZM42 241V242H41ZM82 241V242H81ZM87 241V242H86ZM89 241V242H88ZM127 241H130V242H132V240H129V239H127ZM166 241V242H165ZM172 241H173V243H174V245H173V243H172ZM177 241H178V243H177ZM217 243H216V242ZM223 241V243H221ZM244 241H247L248 243V245H246V244H243V242ZM10 242V243H9ZM13 242V243H12ZM27 242H29V243H27ZM79 242V243H78ZM86 242V243H85ZM165 242V243H164ZM209 242V243H208ZM210 242H212V243H210ZM260 242H262V243H260ZM7 243L9 244V245H7ZM14 243H16V244H14ZM27 243V244H26ZM32 243V244H31ZM36 243V244H35ZM67 243V244H66ZM100 243V244H99ZM105 243V244H104ZM155 243V244H154ZM172 243V244H171ZM201 243H203V244H201ZM215 243V245H213ZM219 243V244H218ZM245 243V242H244ZM11 244H12V247H13V245H15L14 246V248H12L11 247ZM19 244V245H18ZM30 244V245H29ZM35 244V245H34ZM66 244V245H65ZM78 244V245H77ZM83 244V245H82ZM106 244H108V247H107V245ZM166 244V245H165ZM190 244V245H189ZM198 244V245H197ZM217 244V245H216ZM16 245H18V246H16ZM37 245V246H36ZM73 245H74V247H73ZM103 245V246H102ZM105 245V246H104ZM200 245V246H199ZM209 245H211V246H209ZM24 246V247H23ZM36 246V247H35ZM60 246H62V247H60ZM68 246L70 247V248H68ZM162 246H163V248H162ZM178 246V247H177ZM181 246V247H180ZM196 246H198L199 248H200V250H199V248H197ZM204 246V247H203ZM207 246V247H206ZM209 246V247H208ZM213 246V247H212ZM214 246H215V249H214ZM231 248H230V247ZM234 246V247H233ZM236 246V247H235ZM245 246H247V247H245ZM252 246V247H251ZM255 246V247H254ZM261 246V247H260ZM263 246V247H262ZM12 249H11V248ZM17 247V248H16ZM19 247V248H18ZM52 247V248H51ZM59 248V250H58V248ZM73 247V248H72ZM102 247H105L104 249L102 248ZM136 247V246H135ZM149 249H148V248ZM152 247V248H151ZM171 247V248H170ZM180 247V248H179ZM187 247V248H186ZM226 247V248H225ZM22 248V249H21ZM57 248V249H56ZM60 248H63V249H60ZM64 248H66L67 250V252H65V250H64ZM108 250H107V249ZM177 249V250H172V249ZM188 248H190V249H188ZM193 248H195V250L193 249ZM205 248H207V249H205ZM212 249V250H215L216 252H218V253H216L215 251H212V250H210V249ZM233 248V249H232ZM245 248V249H244ZM52 250V251H49V250ZM73 249H79V250H82L81 251V253H80V255H79V252H78V254L77 253H75V252H77L76 250H73ZM149 251H147V250ZM203 249V250H202ZM209 249V251H207L208 252V254H207V252H204V251H206V250H208ZM236 249H238V250H236ZM251 249V250H250ZM17 250V251H16ZM56 250V252H54ZM57 250H58V252L60 251V252H64L65 254H62V253H57ZM68 250H70L69 252H71V253H69L68 252ZM85 251V253H84V251ZM106 250V251H105ZM188 250V251H187ZM197 250H199V251H197ZM232 250V253L234 252L235 254L234 255H236V256H238L237 254H241V255H239L238 257H236V256H234V257H236L234 260L235 261H232L233 260V258H228L227 256H225V254H223V253H226V255H229V257L231 256L232 257V255L233 254H228L229 253V251H231ZM234 250V251H233ZM255 250V251H254ZM258 250H261V251H259V253H257V254H254V253H256V251L258 252ZM47 251V252H46ZM101 251V252H100ZM143 252V253H141V252ZM146 251V252H145ZM161 251V252H160ZM172 251L175 253L176 251H178V252H176L174 255H170V254H172ZM200 251H203V252H200ZM238 251V252H237ZM47 254H46V253ZM75 253V255H74V253ZM84 254H83V253ZM195 252V253H194ZM216 253L217 254V256H216V254H209V253ZM228 252V253H227ZM249 253V255L248 254H246V253ZM251 252V253H250ZM50 253H51V255H50ZM69 253V254H68ZM97 253H99L100 255L98 256L97 255ZM106 254L107 253V255L109 256L110 255V258L108 257V256H106V255H103V254ZM109 253V254H108ZM113 253H116V255L115 254H113ZM117 253H118V255H117ZM141 253V255L144 257H142L141 258V256L139 255ZM148 255H147V254ZM163 253L165 254V255H163ZM168 253V254H167ZM200 253V254H199ZM202 253V254H201ZM13 254H15V255H13ZM43 254H45V255H43ZM53 254V255H52ZM58 254H59V256H58ZM68 254V255H67ZM113 254V255H112ZM153 254V255H152ZM161 254V255H160ZM196 254V255H195ZM199 254V255H198ZM205 254H207L205 257L203 256V255H205ZM222 254V255H221ZM259 254V255H258ZM42 255H43V257H42ZM47 255V256H46ZM78 255V256H77ZM95 255H97V257L95 256ZM115 255V256H114ZM197 255H198V257H197ZM210 255V256H209ZM219 255H221V256H223L222 258H221V256H219ZM247 255V256H246ZM253 255H255V257L253 256ZM260 256V255H262V256H260V257H258V256ZM45 256V257H44ZM92 256V257H91ZM114 256V257H113ZM120 258V259H122V260H119L118 258ZM149 256V257H148ZM152 256V257H151ZM172 256V257H171ZM200 256V257H199ZM216 258H218V257H220V258H218V259H216ZM241 256V259L242 260H244V261H240V259H239V257ZM249 256V257H248ZM17 257V256H16ZM93 257H95L94 259H96V260H98V261H95V260H92L93 259ZM112 257V258H111ZM171 257V261H169L168 259ZM201 257H204V258H202V259H199V258H201ZM226 259H225V258ZM246 257H248L251 261H253V262H248L247 260H249L248 258L246 259ZM255 259H254V258ZM45 260H44V259ZM48 258H50V260L48 259ZM52 258V259H51ZM99 258V259H98ZM115 258V259H114ZM117 258V259H116ZM139 258H141V259H139ZM163 258V259H162ZM168 258V259H167ZM189 258H187L188 260H190ZM239 259V261H237L238 259ZM244 258V259H243ZM259 258V259H258ZM48 259V260H47ZM54 259H57V260H55L54 261ZM62 259V260H61ZM108 259V260H107ZM110 259V260H109ZM112 259H114V260H112ZM144 259V260H143ZM198 259V260H197ZM232 259V260H231ZM256 259H258V260H256ZM44 260V261H43ZM47 260V261H46ZM53 260V261H52ZM76 260H78V261H81V262H78V261H76ZM107 260V261H106ZM112 260V261H111ZM117 260H119V261H122V262H119V261H117ZM125 260V261H124ZM136 260V261H135ZM140 260V261H139ZM175 262H174V261ZM194 260V261H193ZM205 260V261H204ZM220 260V261H219ZM225 260L227 261V263L225 262ZM69 261V262H68ZM83 261L85 262V263H83ZM105 261V262H104ZM114 261V262H113ZM124 261V262H123ZM135 261V262H134ZM208 261H210V260H208ZM245 261H247V262H245ZM45 262V263H44ZM58 262V263H57ZM64 262V263H63ZM139 262V263H138ZM155 262V263H154ZM170 262V263H169ZM215 261H213L212 263L213 264H215L214 263ZM202 263V264H203ZM211 262H209V264H212ZM220 263H218V264H220ZM101 264V263H100ZM222 264V263H221ZM230 264V263H229ZM234 264H237V263H234ZM261 264H264V262L263 263H261Z\"/></svg>",
    "mask_w": 264,
    "mask_h": 264
}]
</instances>
